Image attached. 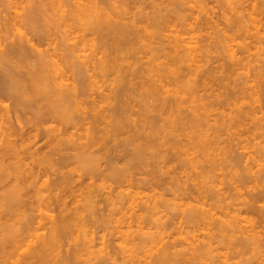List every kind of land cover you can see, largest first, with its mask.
Segmentation results:
<instances>
[{
    "label": "rangeland",
    "instance_id": "obj_1",
    "mask_svg": "<svg viewBox=\"0 0 264 264\" xmlns=\"http://www.w3.org/2000/svg\"><path fill=\"white\" fill-rule=\"evenodd\" d=\"M34 1L33 0H28V1L27 0H9V1L8 0L7 1L6 0H0V38H1L0 39V47H1L0 50H2V49L6 50L5 48H7L9 46L10 42L12 44L14 43L16 45H17V43H21V44L23 43L22 44V47H23L22 53H24V54L30 53V54H32L31 56H33V54H35V53L34 52L31 53L32 52L31 51L32 47L30 45L31 42L29 43L26 40V38H29V39L32 38L31 39L32 43L34 42L35 45H37V47L39 49L44 50V51L50 50V52L54 53L53 52L54 49L57 48L56 46L53 47V45H57L54 43L59 44V42H60V45H61V41L58 40V39H60L59 38L60 35H62V37H64L66 40L71 39V41L65 42L62 38V47L57 45L60 47L59 51H61V52L58 51L59 54L62 53V59H61L62 62H61V60H59L60 56L57 53H56V55H54V56H57V59L59 62L58 65L60 64L59 67L61 66V68H62V69L59 68L60 69L59 73H61V71H62L60 77L63 76L62 80H64L66 83L68 82V84H69L70 81H71V83H73L74 77L76 78L78 75L76 76L77 73L74 74L75 72L73 73L70 70L71 66H72V64H71L72 62L67 63V61H66L68 59V57H66L67 53L69 55V52L66 49V47H68L69 45L70 46L72 45L71 43L69 44L67 42H73V40H75V42H73L75 44L79 41L76 38L81 39L84 37V40L81 39L84 42L81 41L82 43L81 42L77 43V44H79V43L81 44V45L79 44L80 48H78V50H79V55H81L83 59L90 57L89 59H92L93 61L102 62V61H100V58L102 59L103 57H105V55H107L106 58L108 56L110 57V54H111V56L113 58L115 57V59L117 60V63L119 64L121 70L123 68L126 71V73L124 75V78H121V80H120L117 72H109V73L103 74V72L100 71L101 69L97 68V69H99L98 70L99 72H97V71H95L96 68L93 69V66H92V68L90 67L91 70L88 71L89 74L88 73L87 74L89 76H90V74L93 75L94 77L91 79H94L95 82L90 80L89 77H88L89 80L87 78V82L89 81V84H92V83L94 85L96 84L95 86L91 85L90 86L91 88L87 89V91L90 93L88 94V92H86L87 95H84L82 93L84 96L82 94H80L81 95L80 97L82 99L77 101L79 105L76 103V100L74 101L78 107L76 105H73L72 101H70L69 103H68V101H65L66 103L72 104V105L65 104L66 106L64 107V104L62 102V112H63L62 113V123L61 122L59 123L60 120H58V119L54 120V122L49 121V119H48V122L47 123L45 122L44 125H43V123H42V125H38L39 128L37 127V125L35 126V124H37V123L41 124V123L37 122L39 120H35V118H33V115L35 116V112L37 111V107H36V104L34 103V101H31L32 103L25 101L26 104H31V105H29L31 108L30 107L27 108L31 111H28L25 107H22L24 104H22L21 107L20 106H18V108L15 107L14 106L15 105L14 100L10 99L11 97L9 95L7 96V94L0 92V96H1L0 97V103H1L0 104V111H1V113L6 112L5 114H8L6 116V120H7V117L9 116L8 117L9 118L8 124L10 121V123H11V124H9L10 126L15 125L16 126V127L14 126L15 128L22 126L23 133L24 132L27 133V132H29V130L33 131L32 129H30L32 127V125L35 126V128H38L41 130L43 129L44 126H46L48 128H50V127L54 128V126H55V127H57L55 129H58V128L61 129V127H62V140L64 139V136H66V134H67V136H66L67 138L72 133L73 134L76 133V134H78L77 136L80 137L79 134L84 136V134L90 132L91 129H94V128H92L94 125H92V123L90 124V120H91V122H95L96 125L97 124L101 125V126L95 125L97 127V128H95V131L96 132L98 131V136L100 134V131L104 129L103 132L101 131V134H102V135L100 134L101 137L99 136L101 142L99 139L97 140L98 136L96 133V135H95L96 138L93 139L91 141V143L86 146L87 149H85L86 148L85 147V148H80V150H79V148L71 147L70 145L67 144L69 147H66L67 148V150H66V148H64V146H67L65 143V145L62 144V147L64 150L62 149L59 151L57 149L55 150V148H54L55 142H56L55 140H53L54 142L51 140L52 143H46V142H51V141L48 140L43 135L39 134V133H41L40 131H39V133H37L38 132L37 130H36V132L33 131L34 135H32L33 137L31 136L33 138V139L32 138L31 139L34 141L33 143H35V141L37 139L36 144L41 146V148H42V149L39 147L37 148V146L35 144L36 148L39 149V151H41L36 156L38 158H40V157L41 158H44V157L49 158L50 157V158H49V160L47 158L46 159L44 158L43 159L44 163L42 162L43 164L40 163L41 165L39 164L38 166L35 165V164H38L37 162H33L34 161L33 157L28 158L26 160V161H29V159H30V161L28 163L26 161L24 163H27L26 164L27 166H25L26 169H27V167H28V169L30 168L29 165L31 163V167L32 166L37 167V169L40 171L39 173H41V176H38V177H40L38 185L39 186L41 185V187H42L43 182L45 184L44 187H42L41 194H44L43 196H45L47 193V195L43 199H41V201L43 200L42 201V202H44L43 204L48 203V205L45 204V205H47L46 206L47 209H46L45 205L42 206L41 201H40L41 203H39V201H38L39 204L36 203V201L38 199H37V197H34L37 195V193L35 192L36 189H34V188L39 187L38 185L36 187L33 185V188L31 186L30 190L28 187L27 190L29 192L28 191L26 192V190L24 189L25 191H23V193L21 194L22 197L18 201L13 202V204H14L13 206H10L12 204L6 202L5 199H3L2 195H4L7 191H9V186H10V185L8 186L9 183L14 185L13 181H14L15 175H14V173H12L13 168H10L12 170V171L10 170L11 173L9 171V173L3 172L4 173L3 174L2 171L0 170L1 171L0 172V176H1L0 177V187H2V189L5 190V188L7 189V187H5V186L6 185L8 186L7 191L6 190L2 191V189H0L1 190L0 191V200H1L0 201V213L2 214L4 211V213L2 214L3 218L0 217V232L2 233V235H3V229L6 228L7 224L11 225L13 223V225H14V222H16L15 225L20 224L21 228L22 227L25 228V229L22 228L23 232L21 235H20V233L18 234L22 237L21 238L19 236L20 241L23 239V236H25V235L27 237H24V239L25 238L26 239L31 238V240H32V238H34L36 236L34 234L35 233L34 231L38 232L39 236L44 235L43 233H45L48 236V234H49L48 232H50L49 231L50 226L54 222L53 220H56V219L58 220L60 217V219H62V218L64 220L67 219L68 224L71 223V225H70V228H68L69 232L68 233L65 232L64 235L62 234L60 236L61 240L60 239L59 240H60V243H62V244H60L59 247L61 245L63 247H61L59 250L55 249L54 253L52 252V254L50 256L51 260L47 264H55V262H62V260L63 261L64 260L70 261V264H121V263L123 264V262H121L122 256L124 254L131 253L132 252L131 249L136 248L137 245H138V250L140 251L141 256H142L141 262L137 263L135 261H131V262H127V263L125 262V264H209V262L211 261L212 258L217 262V264H226L225 262H227V264H264V199H263L264 198L263 197L264 196V186H263L264 185V176H263L264 175V169H263L264 167L261 168L263 171L261 169L259 170V168L261 167V164H263V161H264V97H263L264 95H262V94H264V89H263L264 88L263 87L264 86V83H263L264 82V41H263V39H264V33H263L264 32V24H263L264 23V11H262L264 6L261 8V6L264 5V3L260 6V4H261V2H263V0H190V1L188 0L189 2L187 0H185L187 2L183 1V3H185V4L182 3L183 5L180 3V2H182V0L180 2H179V0H174V1L173 0H109L110 1V2L108 1L109 3H111V1H112L111 4H109L108 2H105L104 4H108L109 6L112 5L111 6L112 10H110L108 5H105V8H107V9L109 8L108 10H110V12L111 11L114 12V10H116V9L118 10V8H120V7H122V9H123V7H125L123 12H126V11L127 12L123 13L125 16L123 15L122 17H124V18L122 19V21L121 20H119V21L121 23L124 22V24L126 23L127 26L130 25L132 28H130V26H129V30L135 29V30H131L133 32L135 31V33H136V36L133 38L134 40H132V42H131L132 45L130 44V46H128V44H123L124 47H125V45H127L125 48H122V47L119 48L122 44V41L118 47L117 43H119V42L118 41H116L117 43L114 42V39L110 36L113 39L114 45H117V46H113V48H112L111 41L110 40H109V42L107 41L108 38H106L102 34L103 32L101 33V31H99L97 29L98 32L96 33V32H94V31H96V29H94V28L91 29V27L88 29L86 27L87 25L86 26L84 24H83L84 26L80 25L81 23L79 24V18L76 19L75 17H72L71 14L68 13V12H70L69 10L71 7L72 8L78 7L81 4V2H83L84 4L86 3V5H88V3L90 4L92 1L89 2L88 0H79V1L77 0L80 3L79 4L75 0H71V1L70 0H63V3L65 5L64 7L67 10V12L65 11L66 12L65 14L70 15V16L67 15V16H69V19L67 18L66 15H65L66 17L65 16L64 17H65V19L70 20V18H71V20H72V21L70 20L68 22L69 25H67V26L63 25L64 22H63V20H61L62 17L61 18L59 17L60 19L58 20L59 15L55 16V14H54V16H53L54 18H52V16L48 18L47 14L49 16L48 12H50V14H51V11L44 13V11L42 9L41 11L39 10V12L37 13V11L34 9H35L38 1L37 0H34ZM12 3H14L15 5ZM76 3H77V5L78 4L79 5L78 6L75 5ZM99 3H101L100 6L101 5L104 6V4L102 2H99ZM113 3H115L116 5ZM167 3H169L170 6ZM171 3H172V7H171ZM179 3H180V6H182V7H180V6L177 7L179 12H177V14H176L175 9H176V6L179 5ZM255 4H258L259 8H261V10H254V9H256V7L258 9V5L256 6ZM22 5H23V7H22ZM125 5H127V7ZM24 6H26V8ZM73 6H76V7H73ZM116 6H118V8L114 9V7H116ZM173 6L175 8H173ZM183 6H184V9H181V8H183ZM254 6H256V7L254 8ZM64 7L62 8L63 10H64ZM79 7H82V5H80ZM30 8H33V9H30ZM126 8L128 10H126ZM179 8L182 11H180ZM31 10H34L33 15H32V16H34L33 17L34 19H30L31 21H29L27 16H29L28 14L30 13L29 11H31ZM63 10H62V12H64ZM42 11H43V13H40ZM169 11H170V15L174 12L172 14L173 16L171 15V17L175 18V19L171 18L170 19L171 21L168 20V18L170 17ZM254 12H256V13H254ZM165 13L167 16H169L168 18L166 17L167 20L165 18H163L165 16L164 15ZM43 14H44L45 18L43 17ZM161 14L164 16L161 17L160 16ZM237 14H239L238 16H240L241 18L240 17L238 18ZM37 15H38V17L40 16L39 19H38ZM114 15H118L117 11H116V14L114 12ZM183 15L188 17V18L186 17L188 21H186V19L184 18ZM182 16L184 19L182 18ZM251 16H253L254 19L257 20L259 27L261 26L263 28L261 30L259 28V30L261 31L260 34H263L262 35L263 37L259 36L260 34L258 35V37L256 34L255 35L256 38L253 37V39L255 38L256 40L255 39L254 40L249 39V37H248V39H249L248 42L252 41V40L254 41V42L252 41L253 43H251V45H249V46H251L250 51L245 50V48L243 49V47H241L242 48L241 51L245 50V51H243L244 54H242V52L240 51L241 48L238 47L239 45L236 46V48H235L236 44L235 45L232 44L233 42L236 43L237 41L235 42V40L234 41L232 40L233 42L231 43L230 39L228 40V38H226V37L224 38V41L227 40V42L229 41L228 43L231 46H234V48L233 47L232 48L236 50V52L235 51L234 52L239 54L238 56H240V55H242L243 57L247 56L245 59L243 58L244 60H242V64L239 63L240 65H238V62H240V61H236L235 58L230 57V58H232V61L229 60V57L227 55L229 54V56H230V51H229L230 45L228 47H226L227 43L226 44L222 43V45H221L220 38L222 36L224 37V34L226 35L225 30H226V28H228V25H230L229 26L230 29L233 27L236 28L238 26V24L235 23V22H237V21H235V19H237L238 22H240V20H243L241 22H247L248 23L249 21H251V22L257 23L253 19H252L253 21L249 19V18H251ZM116 17L117 16H114V18H116ZM5 18H6V20H5ZM41 18H42V20H41ZM65 19H64V21L66 22ZM118 19H119V17H118ZM180 19L185 20L186 23L191 22L193 24V26L191 24L189 26H192L195 28V29L191 28V30L193 29L194 32L187 30L188 32L190 31L189 32L190 36L192 35L195 37V35H197V37L199 36L201 38V40H200V38L198 37V39H199L198 40L196 37L195 42L199 41V43L201 44V45L197 44V46H200V47L202 46V47L200 49L197 48V50H195V51H197V52L199 51L198 53H200L199 55H201L200 56L201 58L198 57L199 61L203 59L204 62H203V64L201 63L202 66L199 68V71H197L198 74H195L192 76L190 74H187V70L185 68V65L183 62H181V63H183L184 67L183 66L181 67L180 65H182V64H179V66L181 67L179 69V71L174 70L176 73H172L171 75L168 74L169 77H168V75H166L167 76L166 81L168 80L167 81L168 82L167 88L168 89L172 88V90L168 91V89H167L166 91H163V94H165L164 96H166L169 101H171V100L174 101V98H173L174 95L172 97V95L168 92H173L175 87L177 90L178 84L180 86V89L182 88L181 90L179 89L180 91H178V92H181L179 96L181 97L182 94H183L182 97L186 96L183 98L186 100H184L185 102L183 101V105L181 106L182 108L181 107L179 108V106L175 105L174 103L173 104L175 106L172 105V108L170 107L171 109H173V111H174V109H177L178 113H180L179 111H181L180 109H182L181 114L182 113L183 114L181 115V117L183 116L184 121L179 119L182 121V123L180 121H178V124L181 123L180 127L183 126L182 127L183 129L182 128L180 129L182 131L181 132V131L177 130L179 128H176V131L174 130L175 131L174 133L178 134V135L166 136L167 135L166 134L164 136L166 139L164 137H160V135H157V139L155 140L154 138L151 137L153 135L152 134V135H150V138L154 139L155 142L152 140L151 143L152 142L153 143L152 144L149 143L150 145H147L148 143H146V140H148V138H146V137H148L149 134L153 133L152 130H155V129L157 130L158 129L157 127H159L158 125H160V123H162V125L164 123H166V128L168 130L167 124L170 122L167 123V121H170V120H166V117H163V116H161L162 117L161 118L160 113L162 115L163 113L161 111H163L165 108L167 109V106L165 104H167V102H169V101L163 102V101L159 100L160 101L159 102L160 104H159L158 100H155L156 97L152 93L150 94V92L147 91V89L145 87L144 88L147 92L146 91H145L146 93L142 92V91H144L143 88H141L142 83L138 82L139 80L141 81L140 78H141V76L144 75V74L143 75L141 74L142 73L141 69L144 71L145 68H143V67H145L152 58L151 48L163 47L164 50L161 51V55L159 56L160 57L159 61H163V62L164 61L165 62L166 61H170V62L172 61V59H171L172 57L170 58V56L172 54V50H170V49H172L171 48L172 44H170V42L168 41V38H169L168 36L173 34L171 31H175V33H174L175 35H176V32L177 33L181 32V34H183L186 32V28L188 27L187 26L188 24L181 22ZM228 19H229V21H228ZM43 20H44V22H43ZM17 21H19V22H17ZM34 21H35L34 24L38 26L36 29L38 31L35 30V27L33 26L34 24L30 25V23H27V22H34ZM50 21L52 22V24ZM56 21L63 22L62 26H61L62 29L57 27V25L55 24ZM227 21L229 22V24H227L228 23ZM261 21L263 22L262 24L259 23ZM36 22H37V24H36ZM47 22H49V23H47ZM158 22H166V24L168 22H171L172 23L170 25L171 28L169 27V29H168L169 24L167 26H166V24L162 26L161 24H158ZM174 22H175V24H177V26L182 31L180 29H179V31L175 30L176 28L173 27ZM177 22H179L180 26L182 24L183 25L185 24V26H186V27H184L185 29L182 28L183 25L180 27ZM14 23H16V24H14ZM19 23H21V25ZM156 23L158 26L156 25ZM232 23L236 26H232L233 25ZM160 25H161V28H164V30H160V31H163V33H165L164 35H162L163 33H161L160 31H158L159 30L158 27ZM254 25H251V26L253 27ZM174 26H176V25H174ZM178 27H177V29H178ZM38 28L39 29L41 28L40 29L41 31ZM57 28L60 29V31ZM172 28H175V29H172ZM235 28L232 30L227 29L228 33L230 32V33H232V35L233 34L235 35L236 32H238V29L235 30ZM18 29L21 30V32L24 34L23 37H21L20 34L18 33ZM90 29L91 30L94 29V31H91ZM187 29H190V27ZM65 30L68 33L65 32ZM262 30H263V32H262ZM69 31H72L73 33L69 32ZM223 31H224V34H222ZM50 32H52V33H50ZM158 32H160V33H158ZM188 32H186V34ZM240 32L241 31H239L238 33H240ZM32 33L35 34V36ZM60 33H62V34H60ZM66 33L68 35H66ZM70 33H72L74 35L73 39H72L73 36L69 35ZM158 34H161V35H158ZM189 34L187 35L188 37H189ZM32 35H33V37H32ZM228 35H231V34H228ZM69 36H71V38L67 39V37H69ZM77 36H79V37H77ZM102 36L104 37V39L102 38ZM149 36H151V37H149ZM164 36H167L166 37L167 39H165ZM184 36H185V34H184ZM52 37H54V38H52ZM233 37H235V36H233ZM24 38H25V40H24ZM51 38L53 40L52 42L50 40ZM250 38H252V37H250ZM257 38L258 39L263 38L262 42H261V39L259 42V40H257ZM21 39H23V40H21ZM236 39H238V42H242V40L239 37ZM76 40H77V42H76ZM224 41H222V42H224ZM11 43H10V45H11ZM64 43H66V44H64ZM123 43H124V41H123ZM194 44H196V43H194ZM104 45H105V47H104ZM223 45L225 47H223ZM46 47H47V49H46ZM50 47L52 49L54 48L53 51ZM114 47H118V48L114 49ZM61 48H62V50H61ZM106 48H108V49H106ZM134 48H136V50ZM227 48L229 50H227ZM237 48H238L239 52H238ZM68 49H70V48L68 47ZM225 49L228 52H225ZM64 50H67V53ZM26 52H28V53H26ZM77 53H78V51H77ZM199 55H197V56H199ZM84 56H86V57H84ZM33 58H35V57H33ZM33 58L30 59V61L32 60L31 63L34 60ZM106 58H104V60H106ZM14 61H17V59L15 60V58H14ZM93 61H91V62H93ZM233 61H235V63H237L236 66H235ZM248 61H251L250 64H248L249 63ZM22 63L23 62H21V64ZM243 63H246L245 65H247V64L250 65L251 69L250 68H249L250 70L248 69L249 66H246L244 68L245 65H243ZM26 64H27V62H26ZM1 65H2V67H0V69H1L0 75H2L3 72H6L9 70V68L7 67V65H8L7 63L4 64V62H0V66ZM22 65H24V64H22ZM123 65H125V67H123ZM175 65H176V68L179 67L178 64H175ZM228 65H230V66H228ZM251 65H253V67H251ZM258 65L260 66L261 71L257 67ZM52 66H55V65H52ZM55 67L58 70L57 66H55ZM21 68H22V66H21ZM132 68H134V69L138 68L137 69L138 71L135 72L136 69L135 70L133 69V71L135 72V73H133V71H131ZM230 68H233V69H230ZM6 69H8V70H6ZM254 69H257L258 71H260L262 73L257 74L255 72L257 70L254 71ZM22 70H23V68H22ZM167 70H169V68ZM171 71H173V70H171ZM209 71L210 72L213 71L214 73H210ZM221 71H223L222 74H221ZM254 72L257 75L254 74ZM54 73H57V72H54ZM63 73H64V75H63ZM144 73H145V71H144ZM248 73H249V75H248L249 78L247 77V79H246L244 76H247ZM137 74H139V75H137ZM212 74H213L214 78H211ZM260 75L261 76L263 75V79H261ZM144 76H146V75H144ZM135 77H137V78H135ZM242 77H244V78H242ZM253 77L254 78L256 77L257 81H255V79ZM118 79L120 81H118ZM242 79L245 80V81H243L244 85H241L243 83V82L241 83ZM76 80H78V78L75 79V81ZM90 81H92V82H90ZM134 81H136V82L134 83ZM169 83H170V85H169ZM89 84L86 83V85H89ZM126 84H127V86H126ZM128 84H129V87H128ZM180 84H184L186 86L180 85ZM237 84H238V86H237ZM99 85H100V87H99ZM135 85L139 89L134 87ZM190 85L192 86L191 87L192 90L188 89V87H190ZM257 85H258V87H257ZM105 86H107V87L105 88ZM130 86H132L133 88ZM234 86H237V87H234ZM93 87H95L96 89ZM112 87L114 89H111ZM115 87L117 88V92H116ZM238 87H240V89H242V90H243V88L244 89L248 88L244 91H247L248 92L247 94L249 96H250V94L252 96L255 94L254 95L255 97H258V96L259 97L258 98H254V97L250 98L252 96L249 97L248 95H246V92L243 94V92ZM128 88H129V90H128ZM93 89H95V90H93ZM131 89H133L134 92ZM140 89H142V90H140ZM183 89H186V91ZM250 89H252V90H250ZM89 90H91V91H89ZM176 90H174V92ZM249 90L251 92H249ZM187 91L189 93H187ZM91 92H93V93L95 92L94 93L95 95ZM165 92H167V93H165ZM112 93H114V94H112ZM147 93H148V95H147ZM190 93H192V94H190ZM241 93L243 94V96ZM91 94H92V96L94 95L95 98L97 99L96 103H95L96 105L94 104L93 106H95V110H96L94 112L96 113L98 111L97 113L100 117L97 115L98 117L94 118L95 113L91 112L94 116L92 115V116H90L91 118L89 117V119L86 118V120H84V118H81V116L79 117L78 112L80 111L79 109L81 108L79 106H82L83 109L86 106L85 108L88 107V109H89L92 105L87 106L86 101H88L90 103V101L93 99L92 96H88ZM99 94H101V95H99ZM189 94L191 97L189 96ZM256 94H257V96H256ZM127 95H128V97H127ZM194 95H195V97H194ZM200 95H201V97H200ZM111 96H113L114 99L111 98ZM150 96H152V97L150 98ZM168 96L171 97L172 99L169 98ZM187 96L189 97L190 100L192 99V101L187 99L188 98ZM192 96H193V98H192ZM241 96H242L243 102L245 101V99H247L248 97L249 98L247 101H245L243 103L241 100ZM245 96L247 98H245ZM86 97L87 98L91 97L92 99L87 100ZM177 97H178V95H177ZM203 97L207 98L209 100V102L210 101L211 102L209 103L208 101H206L207 99L205 100ZM227 97L229 100L227 99ZM175 98H176V96H175ZM197 98L198 99L202 98L203 100L201 99V101H199L200 99L198 100ZM218 98H220L219 99L220 102H218L219 101ZM259 98H260V101H256V99L259 100ZM178 99H180V98H178ZM237 99H239L242 102V105H241V102H239V100H237ZM252 99H254V100H252ZM111 100H113L114 102ZM195 100H197V102ZM215 100L217 101L218 105H215L216 104ZM79 101H80L81 105H80ZM84 101H85V105L82 104ZM198 101L202 104H204V101L208 102L209 104L212 103L214 105V106L212 105V108H215V106H216V108L214 110L212 109L213 112L212 111L210 112L209 111L210 109L208 108L206 110V113L209 112L210 114L209 113H208V115L206 114L204 116V119L202 118L203 120L201 119V121L195 122V119L192 120V117L193 118L195 117V116H193L195 114H193L192 112H194L195 110L200 108L199 110L202 113L203 110L205 111V109H206V107H205V109H201V108H204V105H206V104L202 105ZM221 101L224 103H222ZM156 102H157V104H156ZM195 102H196V104H195ZM237 102L240 104H238ZM126 103L129 105L127 106ZM186 103H189L190 106L191 105L193 106V104L195 106L190 107ZM90 104H92V103H90ZM169 104H170V102H169ZM209 104H207V105H209ZM245 104L247 106H245V108H244ZM99 105H100V107H99ZM122 105L124 108L122 107ZM156 105H157V107H156ZM198 105H199V107H197ZM221 105L222 106L224 105V106L222 107ZM71 106H73V107H71ZM118 106H119V108H118ZM141 106L142 107L144 106V108H141ZM66 107L70 108V110H68V108H66ZM75 107H77V111L79 110L78 112L76 111ZM145 107L147 108V111H146ZM152 107L156 108V111L159 115L156 113V111L154 113V109ZM194 107H195V110L193 111L192 109ZM105 108H106V110H104ZM122 108H123V110H122ZM126 108H128V110ZM247 108L248 109L253 108L252 109L253 111H251L250 109L248 110ZM25 109H26V112H25ZM91 109H92V107H91ZM107 109H109V111ZM99 110L102 111V113ZM150 110L151 111L153 110V111L151 112ZM104 111L107 112V114ZM145 111H146L145 115L147 116L146 118H145V116H143ZM173 111L171 110L170 112H173ZM110 112L112 115L109 114ZM126 112L130 113V117L128 116L129 114ZM140 112H141L140 115L143 116L144 119L141 116H140V118L138 117L139 115H137V114H139ZM165 112H167V111H165ZM168 112L164 113V116L168 115L167 117L169 118ZM244 112L245 113L249 112V114L256 112L255 115H253V114L252 115H253V117L255 116L257 118V120H255L256 119L255 117L252 118L251 116L250 117L255 121L250 120V117L249 118L243 117L242 118L243 120H242L240 118V116L242 114H244ZM250 112H252V113H250ZM11 113L14 116V118L11 115ZM25 113L28 115H26ZM80 113H81V111H80ZM104 113H105V115H104ZM201 113H200V115H201ZM147 114L149 116L151 115L152 117L151 116L148 117ZM174 114L176 115V113H174ZM197 114H199V113H197ZM204 114H205V112H204ZM118 115L121 117H119ZM184 115H185V117H184ZM191 115H192V117H191ZM203 115H201V116H203ZM116 116L119 118H123V119L118 120V121H120L118 123V122H116L117 120L115 121V118H114ZM17 117L20 119H18ZM112 117L114 120L112 119ZM156 117L158 118L157 123H159V124L155 123L156 119H157ZM159 117H160V120H162L163 122L159 121ZM110 118H111V120H110ZM128 118H130V120ZM137 118H138V120H137ZM149 118L152 120H149ZM163 118H165V120ZM244 118H245V120H244ZM82 119H83V121H82ZM92 119H94V121ZM95 119L97 121H99V123ZM141 119H143L144 121H142ZM145 119H147V121ZM153 120H155L154 121L155 129L153 127L152 128L150 127L153 125L152 123H150V122H153ZM239 120L240 121L242 120V122H244V123H242L243 125L240 126L241 123H239ZM86 121H88V123H86ZM134 121L136 122V124H134ZM256 121L258 124H256ZM32 122H34L35 124L34 123L32 124ZM122 122L124 125L121 124ZM141 123H144V126ZM147 123L148 124L150 123L151 125L150 124L148 125ZM236 123H238V125ZM8 124L6 125V123H5L6 126H4V128L9 126ZM137 124H139V127L137 126ZM145 124H147L148 127ZM178 124H177V126H178ZM133 125H136V127ZM173 125H171V126H173ZM199 125H201V126H199ZM231 125H233V126H231ZM122 126H124V127L122 128ZM131 126H132V129H131ZM46 127H45V129H46ZM164 127H165V125H164ZM164 127H162V128L164 129ZM202 127H203V130H202ZM257 127H258V129L260 128L259 132H258V129H256ZM100 128H101V130H100ZM204 128L206 130H204ZM20 129H21V127H20ZM74 129H76V130H74ZM117 129H119V130H117ZM132 130H134V132L136 133V136H133L134 133L132 132ZM137 130H138V132H137ZM144 130L147 131V134L149 133L148 135H146V131L144 132V134L146 135L145 139H143L145 135H143V138H142V134H141V132L143 133ZM158 130H159L158 131L159 133L162 132V131H160V129H158ZM0 131H2V130L0 129ZM139 131H141V132H139ZM178 131L180 132V134ZM64 132H66V133H64ZM94 132L91 131V134H95ZM35 133H37L39 136H37V135L35 136ZM132 133H133V135H132ZM165 133L163 132V135ZM76 134H75V137H76ZM196 134L201 135L202 138H207V141L210 144V146H209V144L207 143L209 149L206 148L204 150L201 147L195 145V142H194L195 137L194 136ZM137 135H139L141 137L138 138L139 136H137ZM106 136H107V138H106ZM161 136H162V134H161ZM170 136L171 137L174 136V137L171 138ZM19 137L20 136H18L17 139ZM167 137L170 140H168ZM132 138H133V140H131ZM150 138H149V140H151ZM210 139L212 140V143H211ZM83 140L86 141V138H83L81 141H83ZM94 140H96V141H98V143L99 142L100 143L97 145V142ZM93 141H94L95 145H94ZM156 141H158V142H156ZM27 142H29L31 144L30 141L27 140ZM64 142L65 141H63V143ZM0 143H2V140L0 141ZM49 144H51V145H49ZM90 145H92L93 147ZM151 145H153V146H151ZM47 146H50V147H47ZM89 146H90V148H89ZM214 146L216 148L218 146L217 151L216 150L214 151V149H215ZM230 146H231V148H230ZM257 146H259V147L262 146V147H260V149H259V147H257ZM151 147H153V148H151ZM256 147L258 148V150ZM47 148L49 151L47 150ZM50 148H51V150H54L53 153L51 152ZM211 148H213V149H211ZM77 149H78V151H77ZM81 149L83 150V152ZM225 149H227V150H225ZM141 150H143V151H141ZM256 150L258 153L256 152ZM260 150H261V154L259 153ZM46 151L49 152L48 153L49 156H48ZM211 151H213V153H211ZM218 151H219V154H218ZM226 151L228 153H226ZM253 151H255L256 153ZM84 152H85V154H84ZM214 152H217V155L214 154ZM224 152H225V154H224ZM138 153H139V155H138ZM210 153L214 154L213 157L216 155L217 158H216V156L214 158L211 157ZM242 153L246 154V155H243ZM1 154L2 153L0 152V155ZM250 154L251 155L256 154V157L258 154H260V156H258V158H259L258 162H260V160H262V158H263L262 163L260 162L261 164L257 165V163H258L257 158L252 157ZM81 156H83V157H81ZM84 156L87 160L89 159L88 160L89 163L84 158ZM35 157H34V159H35ZM237 157H238V159H237ZM260 157H261V159H260ZM241 158L243 159V163H242V161L239 162ZM254 158L256 159V162L253 161V160H255ZM52 159H54V160H52ZM230 159L232 160V162ZM246 159H248V160L250 159L249 161H252L253 163L248 162V160H246ZM45 160H46V162H45ZM85 160H86L87 164L85 163ZM244 160L247 163H244ZM90 161L93 163H91ZM210 161H212V162H210ZM235 163H237V164L235 165ZM197 164H198V166L203 164V166L205 167L206 170L202 167V165L199 167L196 166ZM238 164H240L239 165L240 169H238L239 168ZM246 164L248 166H245ZM21 165H22L23 169H25V167L23 166L24 164H21ZM16 166H17V164H16ZM192 166H194V169L192 168ZM223 166L225 168H223ZM241 166L243 169H241ZM249 166H251V167L249 168ZM262 166H264V164ZM34 167H33V169H34ZM195 167H197V168L195 169ZM244 167L246 168V170H244ZM199 168H201L200 171H199ZM37 169H35V171ZM202 169H204V170H202ZM188 170H189V172H188ZM193 170H194V172L197 170L196 172H198V173L202 171V175H203L204 171H206L205 172V174H206L205 178H203V176L200 177V175H201L200 173L198 174L199 176H197V173H193ZM248 170H250V171L253 170V171H251L252 174L248 175V173H249ZM190 171H192V172H190ZM262 172H263V174H262ZM188 173H190V174H188ZM254 173H255V175L253 176ZM64 175H66V176L64 177ZM112 175H114V178L112 177ZM189 175H191V177ZM212 175H214L213 178H210V176H212ZM241 175L243 178L241 177ZM9 176H10V178H9ZM70 176L72 177L71 179L73 182L71 181ZM244 176H246V177H244ZM116 177H117V179H116ZM195 177H198L199 180H201V181H199L198 178H195ZM259 177H261V178H259ZM45 178L48 180V182L47 181L45 182V180H44ZM61 178H62V180L64 179L67 182L69 181L68 185L66 182V186H64L65 184L63 185V183H65L64 180L62 181V185H60V188H62V189H60V191H62V192L59 191V189H58L59 187L55 186L57 184L58 179H61ZM65 178L68 180H66ZM259 179H261V180H259ZM191 180L194 182H192ZM197 180L200 183H202L203 181L205 182L207 180H211L210 182H208V181L207 182L210 184L212 183L213 186L217 185L218 188H220V189L222 188V189L219 191V189L216 188V186H215L214 188H215L216 192H215V190L214 191L210 190V192H208V195L207 194H201V190H200V192L197 191L199 188H198V186L197 187L195 186V184L197 183ZM212 180H214V182H212ZM231 180L234 182H232ZM257 180H258V182H257ZM1 181H3V182L1 183ZM19 181L22 182V178H20ZM49 181L51 182V185H52V182H54L53 183L54 187L52 185L53 189L51 188L53 190L52 193H51V190L49 188L51 185L49 184L50 185L49 187L46 186V184L49 183ZM69 183H70V185H72L71 187H70ZM71 183H73V184H71ZM193 183H195V184H193ZM210 184H209V186H210ZM259 184L261 185V187ZM201 185L204 187L203 184H201ZM255 185H257V186L255 187ZM45 186L48 188L46 189ZM213 186H212V188H213ZM234 186H237L238 190L235 189ZM41 187H39V188H41ZM88 187H90V191H91V189H92V191L94 189L96 190V191L94 190L93 192L91 191V193H93L91 195L93 197L92 200H95V201H91L90 198H88V197H91L89 195L90 191H89ZM203 187H202V189H203ZM44 188L46 190H44ZM206 188L208 189L209 187H206ZM232 188H234V189H232ZM55 189H58V191L57 190L55 191ZM189 190H191V192ZM32 191H33V193H32ZM45 191H46V193H43ZM193 191L195 192V194H198V195L195 196ZM204 191H202V192H204ZM207 191H209V189ZM34 192L36 193V195ZM48 192H50V193H48ZM58 192H60V193H58ZM197 192H199V193H197ZM221 192H223V193H221ZM188 193L190 196H188ZM220 193L223 195V197L222 196L220 197V195H221ZM26 194H28V195H26ZM49 194H51V195H49ZM53 194L55 195V198H53ZM87 194H88V197H87ZM48 195L51 198L47 197ZM93 195H95V196H93ZM199 195L201 197L202 196L206 197L204 195H207V198H204V200H203L204 202H202V201L199 202V200H202L201 197H199ZM256 195H259V196L257 197ZM27 196H31V197H28L30 201L28 200ZM58 196H60L59 199H57ZM62 197H64V198H62ZM83 197L85 199H89V201L87 200V202H88L87 204L85 203L86 200L85 201L83 200L84 199ZM190 197H191V199H190ZM193 197H195L196 200ZM22 198L24 201L22 200ZM32 198H34L33 201H32ZM45 198L47 199V201ZM222 198H223V200H222ZM50 199H51V201H52V199H53V201L55 199V201L51 202ZM60 199H62V201ZM96 199H97V201H96ZM20 200H21V202L22 201L23 202L20 203ZM39 200H40V198H39ZM56 200L57 201L59 200L61 203L59 201L57 202ZM64 200H65V202H64ZM219 200H222L220 204H219V202H220ZM27 201H28V203H25ZM90 201L94 202L92 204L93 206H90L91 205L89 203ZM30 202H33V203H30ZM144 202H146V203H144ZM4 203H5V205H4ZM17 203H19V204H17ZM56 203H58V205ZM63 203H64V205H63ZM200 203L205 204V205L203 204L204 209H205V207H207V208L208 207H211V208L215 207V209L212 208L214 210L212 212H214L213 214H215V211L217 210L218 212L216 211L217 212L216 215L217 216L219 215V217L223 216V213H221L222 211H224V213L226 211L227 214L228 213L232 214L233 212L236 214L239 212L238 213V215L240 214L239 218L242 219V221H241V219L239 220V218H238L239 222L244 221L243 223L240 222L239 225L245 227V224H246V229L243 228L245 231H247L248 229L251 230L253 228L252 231H254L256 229L259 232L258 235H259L260 240H258V244L260 245V247H256L254 245L255 243H251V242L247 243L246 242V240L248 239V236H249V235L247 236V234H248V232H251V231L245 232V231H243L241 226H240V229L236 232L230 231L228 236H224L222 234H219L217 231H214V227L219 221H217V220L215 221V219H216V216H215V219H213V221L211 220L213 224L208 225L206 223V221L204 222V220H201L202 215H201V218L199 219L201 211H202V209H201L202 205L200 206ZM216 203H218V204H216ZM6 204H8V205H6ZM30 204H31V206H30ZM32 204H34L35 206ZM83 204L85 206H83ZM88 204H90V205H88ZM145 204H147L148 206H146ZM15 205H16V208H15ZM21 205H23V208H20L21 209V211H20L19 207H22ZM39 205L42 206L40 211H39V209H40ZM197 205L200 206L201 208L199 207V209H198ZM2 206H4V207H2ZM26 206H27V208H26ZM78 206H79V208H78ZM37 207H39V209H37ZM74 208H76V209H74ZM222 208H223V210H222ZM11 209H13V211L16 213L14 214V212ZM24 209H26V210H24ZM192 209H193V211H195V213H193V211H191ZM219 209H221V212ZM75 210H77V211H75ZM197 210H199V211H197ZM5 211L8 212L9 214L11 213L9 215L11 219L8 217V213H6ZM24 211H26V212H24ZM41 211L42 212L45 211V212L49 213V214H47L49 217L45 216L46 214H44V213H43V215H41V213H42ZM61 211H63V213H64L63 215H61L62 214ZM12 212H13V215L20 214V216L19 215L13 216ZM74 212L76 214H73ZM191 213H193V214L199 213L198 214L199 217H197L195 215L192 216ZM1 214H0V216H2ZM11 215H12V217H11ZM52 215H54V216H52ZM65 215L67 218L64 217ZM61 216H62V218H61ZM69 216H70V218H69ZM225 216H228V215H225ZM17 217H19V220ZM51 217H52L53 222H51V220H50ZM53 217H54V219H53ZM219 217H217V218H219ZM15 218H17V219H15ZM32 218H33V220H32ZM243 219H245L246 221ZM8 220L10 221L9 223H8ZM29 221H31L32 223ZM33 221H34V223H33ZM23 224L24 225L26 224V225L24 226ZM57 224H58V222H57ZM242 224H244V225H242ZM29 225H31V226L33 225V227H31V226L28 227ZM212 225H214V226H212ZM27 228H29V229H27ZM26 229H27V231H31V232L28 233L27 231H25ZM32 230H34V231H32ZM70 231H71V233H70ZM139 231H142V233L140 234ZM85 232L88 233V236L93 238V244L95 245L93 247V249L96 250V252L94 253L95 256L92 255L93 253L90 254L84 248V246L81 244V242L79 241L82 239V235ZM132 232L135 235L134 236L135 240H133L134 237H132V235H131ZM1 233H0V236H2ZM66 233L68 235L65 237ZM72 233L73 234L76 233L77 235L72 236L73 235ZM32 234L35 236L32 237L31 236ZM124 234H127V235H124ZM128 234H129V236H128ZM17 236H15V237H17ZM62 236L67 241L66 240L64 241V239L61 238ZM36 240L38 241V239L34 238V241H36ZM20 241H19V239H17V241H16L18 248L16 246H14V245H16L15 243L12 245V243L15 241L11 240L12 243L9 241L11 243L12 247H11V245H9L10 243H8L6 250H8V247H11V248H13V251L11 250V248H9L10 249L9 251L3 250V251H5V253H3V252L0 253V264H37L38 263L34 258H29L27 256V254H28V252H27L28 251V247H27L28 243L25 242L27 240H25V241L22 240L23 244H21L22 241L21 242ZM34 241H33V244H34ZM207 241L212 242L213 249L210 253V256H208L209 254L206 253L207 250L199 249L200 246ZM57 243H58V241H57ZM18 244H20V245H18ZM37 245H38V243H37ZM122 246H125V247L123 248ZM14 247H16L15 252H14ZM101 248H104L103 252L99 251ZM25 249H26V251H25ZM77 249H78L77 258L74 259V255L77 252ZM10 251H12V253H10ZM125 251H126V253H125ZM13 252H14V254H13ZM22 252H24V254ZM25 252H27V253L25 254ZM58 253H61V255H59ZM19 255L23 256V258H21ZM89 256H91V259H89L90 258ZM89 260L91 262H89Z\"/></svg>",
    "mask_w": 264,
    "mask_h": 264
},
{
    "label": "bare ground",
    "instance_id": "obj_2",
    "mask_svg": "<svg viewBox=\"0 0 264 264\" xmlns=\"http://www.w3.org/2000/svg\"><path fill=\"white\" fill-rule=\"evenodd\" d=\"M7 1V0H6ZM9 1V0H8ZM28 1V0H27ZM34 1V0H33ZM38 2H37V5H36V7H35V9L34 10H36L37 11V13L39 12V10L41 11L42 9H43V11H44V13H46V12H48V11H51V14H50V12H48L49 13V16H48V14H47V17L49 18V17H51L52 16V18H54L53 16H54V14H55V16L57 15H59L58 16V20L61 18V20H63V22L65 23H63V22H59V21H56L55 22V24L57 25V27H59V28H61V26H62V23H63V25L64 26H67V25H69L68 24V22L71 20V18H70V20H68L69 19V14H71V16L72 17H75L76 19L77 18H79V24L80 25H87L86 27L89 29L90 27H91V29L92 28H94V29H96V31H94V29L93 30H91V31H94V32H98L97 31V29L99 30V31H101V33L106 37V38H108V42H109V40L111 41V46H112V48H113V46H117V45H114V42H116V41H118L119 43H117L118 44V47H119V45L121 44V41H122V44H121V46L119 47V48H125L127 45H125V47H124V45L123 44H128V46H130V44L132 45V40H134L133 38L136 36V33H135V31L133 32V31H131V30H135V29H131V30H129V26L130 25H126V23L124 24V22L123 23H121L119 20H121L122 21V19L124 18V17H122L124 14L123 13H126L127 11L126 10H128L127 8H126V12H123V10H124V8L125 7H123V9H122V7H120V8H118V6H116V7H114V9L115 8H118V10L116 9V10H114V12H115V14H116V11H117V14L119 15H114V12L113 11H111L110 12V10H112L111 9V6L112 5H108V4H104L105 2H108L109 0H98L99 2H102L103 4H104V6L103 5H101L100 6V4L101 3H99L97 0H88L89 2H91L90 4L88 3V5H86V3L84 4L83 2H81V4L77 1V0H75V1H77V3H79L80 5H82V7H79L78 5H77V3L75 4V5H77L78 7H76V6H73V7H76V8H70V12H68L69 14H67V15H69V16H67L65 13L67 12V10L65 9V5H64V3H63V0H37ZM71 1V0H70ZM74 1V2H75ZM174 1V0H173ZM181 0H179V2H180ZM183 1H185V0H182V2H180L181 4L183 3ZM188 1V0H187ZM187 1H185V2H187ZM190 1V0H189ZM188 1V2H189ZM4 2V1H3ZM35 2V1H34ZM86 2V1H85ZM110 2V1H109ZM108 2V3H109ZM169 2V1H168ZM6 3V2H5ZM10 3V2H9ZM84 5H83V4ZM111 3H112V1H111ZM111 3H109V4H111ZM180 3H179V5H177L176 6V14H177V12H179L178 11V6H180ZM264 3V0H263V2H261V4H260V6L262 5ZM12 4H14V3H12ZM27 4V3H26ZM32 4V3H31ZM113 4H115V3H113ZM167 4H169V3H167ZM177 4V3H176ZM183 4H185V3H183ZM182 4V5H183ZM187 4V3H186ZM6 5V4H5ZM8 5V4H7ZM15 5V4H14ZM63 5V6H62ZM105 5H108L109 6V8H110V10H108L107 8H105ZM116 5V4H115ZM188 5V4H187ZM256 6L258 5V4H255ZM35 6V5H34ZM48 6V7H47ZM85 6V7H84ZM126 7H127V5H125ZM169 6H170V4H169ZM175 6V5H174ZM173 6V8H175ZM186 6V5H185ZM256 6H254V8L256 7ZM264 5H262L261 6V8L263 7ZM22 7H23V5H22ZM25 8H26V6H24ZM32 7V6H31ZM45 7V8H44ZM64 7V10L62 9ZM107 7V6H106ZM171 7H172V3H171ZM180 7H182V6H180ZM104 8V9H103ZM261 8H259V5H258V9H257V7H256V9H254V10H261ZM11 9V8H10ZM30 9H33V8H30ZM29 9V10H30ZM181 9H184V6H183V8H181ZM34 10H31V11H29L30 13L28 14L29 16H27L28 17V19H29V21H31L30 19H34L33 17L34 16H32L33 15V12H34ZM62 10L64 11V12H62ZM121 10V11H120ZM170 10V9H169ZM179 10H180V8H179ZM43 11L42 12H40V13H43ZM66 11V12H65ZM172 11V10H171ZM174 11V10H173ZM180 11H182V10H180ZM262 11H264V8L262 9ZM32 13V14H31ZM36 13V12H35ZM172 13V12H171ZM174 13V12H173ZM172 13V14H173ZM254 13H256V12H254ZM31 14V15H30ZM168 14V13H167ZM171 14V15H172ZM180 14V13H179ZM182 14V13H181ZM259 14V13H258ZM17 15V14H16ZM67 16V18L68 19H65V17ZM165 15V16H164ZM164 15H160L161 17H163V18H165L166 20H167V18H168V20H170L172 17H171V15H170V11H169V16H167L166 15V13L164 14ZM239 14H237V16H238ZM12 16V15H11ZM20 16V15H19ZM65 16V17H64ZM114 16H117L116 18H114ZM125 16V15H124ZM173 16V15H172ZM184 16V18L186 19V21H188L187 20V16H185V15H183ZM183 16H182V18H183ZM6 17V16H5ZM37 17H38V15H37ZM40 17V16H39ZM39 17H38V19H39ZM42 17V16H41ZM43 17L45 18V16H44V14H43ZM60 17V18H59ZM118 17H119V19H118ZM167 17V18H166ZM187 17V18H186ZM240 16H238V18H239ZM253 16H251V18H249L250 20H254V21H256L257 22V20H255L254 19V17L252 18ZM256 17V16H255ZM23 18V17H22ZM36 18V17H35ZM47 18V19H48ZM66 20V22L64 21V19ZM177 18V17H176ZM181 18V17H180ZM183 18V19H184ZM241 18V17H240ZM258 18V17H257ZM51 19V18H50ZM75 19V20H76ZM172 19H175V18H172ZM261 19V18H260ZM5 20H6V18H5ZM12 20V19H11ZM41 20H42V18H41ZM40 20V21H41ZM45 20V19H44ZM44 20H43V22H44ZM68 20V21H67ZM181 20V19H180ZM252 20V21H253ZM259 20V19H258ZM24 21V20H23ZM22 21V22H23ZM49 21V20H48ZM54 21V20H53ZM72 21V20H71ZM119 21V22H118ZM171 21V20H170ZM173 21V20H172ZM186 21L185 20H181V22H183V23H186ZM228 21H229V19H228ZM227 21V22H228ZM231 21V20H230ZM235 21H237V22H235V23H237L238 24V28L236 27H233V28H229V26L230 25H228V28H226V30H225V32H226V35L224 34V31H223V33L222 34H224V37L222 36L221 38H220V42H221V45H222V43H227L226 44V47H228L230 44L227 42V40L226 41H224V38L226 37V38H228V40L230 39L231 40V43L235 40V42L236 43H232L233 45H235V48H236V46H238V47H243V49L245 48V50H248V51H250V48H251V46H249V45H251V43H253L254 41V39L256 38V34H257V37H258V35L261 33V29H263L261 26L259 27V24H258V22L257 23H255V22H251V21H249L248 23L247 22H241V21H243V20H240V22H238V20L237 19H235ZM245 21V20H244ZM17 22H19V21H17ZM46 22V21H45ZM51 22V21H50ZM180 22V23H181ZM27 23H30V25L31 24H34L35 23V21L34 22H27ZM42 23V22H41ZM47 23H49V22H47ZM178 24H179V22H177ZM234 23V22H233ZM232 23V24H233ZM247 23V24H246ZM259 23H263L262 21L261 22H259ZM14 24H16V23H14ZM20 25H21V23H19ZM26 24V23H25ZM36 24H37V22H36ZM51 24H52V22H51ZM54 24V23H53ZM54 24V25H55ZM158 24H161L162 26L163 25H165L166 24V22H158ZM169 24V26H168V29H169V27H170V25L172 24L171 22H168L167 24H166V26ZM186 24H188L187 26V28H189L190 27V29H187L186 28V32H188L187 30H190L191 32L193 31V29L191 30V28H194V27H192L193 26V24L191 23V22H187ZM192 25V26H189V25ZM227 24H229V22L227 23ZM250 24V25H249ZM256 26H255V25ZM264 24V23H263ZM83 25V26H84ZM156 25H157V23H156ZM155 25V26H156ZM161 25L158 27L159 28V30L158 31H160V30H164V28H161ZM174 25H176L177 26V24H175V22L173 23V27H175V28H172V29H175V30H177V31H179V27H178V29H177V27L176 26H174ZM183 25V24H182ZM181 25V26H182ZM251 25H254L253 27L251 26ZM17 26V25H16ZM34 27H35V30L37 29V25H33ZM158 26V25H157ZM179 26H180V24H179ZM180 26V27H181ZM232 26H236V25H232ZM231 26V27H232ZM263 26V25H262ZM18 27V26H17ZM33 27V28H34ZM184 27H186L185 26V24L183 25V29H185ZM252 27V28H251ZM42 28V27H41ZM40 28V29H41ZM50 28V27H49ZM130 28H132L131 26H130ZM161 28V29H160ZM171 28V27H170ZM235 28V30L236 29H238V32L239 31H241L240 33H238V32H236V34L234 35H232V33H228V31H227V29L228 30H232V29H234ZM240 28V29H239ZM259 28H260V30H259ZM20 29V28H19ZM18 29V33L20 34V36L21 37H23L24 36V34L21 32V30H19ZM39 29V28H38ZM39 29V30H40ZM58 29V28H57ZM62 29V28H61ZM167 29V30H168ZM195 29V28H194ZM31 30V29H30ZM52 30V29H51ZM59 31H60V29H58ZM181 30V29H180ZM255 30V31H254ZM20 31V32H19ZM34 31V30H33ZM36 31H38V30H36ZM41 31V30H40ZM182 31V30H181ZM189 31V32H190ZM13 32V31H12ZM27 32V31H26ZM62 32V31H61ZM65 32H67L66 30H65ZM69 32H72V31H69ZM161 33H163V31H160ZM160 32H158V33H160ZM166 32V31H165ZM173 34L172 35H167L169 38H168V41L170 42V44H172V49H170V50H172V54H171V56H170V58L172 59V61L170 62V61H159V56L161 55V51L162 50H164V48L163 47H158V48H151V51H152V58H151V60L148 62V64L145 66V67H143V68H145V73H144V71L141 69V71H142V75L144 74V75H146V76H141V81L139 80L138 82H140V83H142V86H141V88H143V90L144 91H142V92H145L146 90H145V88L147 89V91H149L150 92V94L152 93L155 97V100H158V103L160 102V101H169L168 99H167V97L166 96H164L165 94H163V91H166L168 88H167V84H168V80L166 81V75H171L172 73H176L175 71H179V69L183 66L184 67V65H185V68H186V70H187V74H190L191 76L192 75H195V74H198L197 73V71H199V68L202 66V64H203V62H204V60L202 61V60H200L199 61V59H198V57H200L201 55H199L200 53H198L197 51H195V50H197V48L198 49H200L201 47L200 46H197V44L199 45L200 43H199V41L198 42H195L196 41V37H197V35H195V37L194 36H190V34H189V32L186 34V32L185 33H183V34H181V32H176V35L174 34L175 33V31H171ZM194 32V31H193ZM222 32V31H221ZM233 32V31H232ZM262 32H263V30H262ZM15 33V32H14ZM50 33H52V32H50ZM68 33V32H67ZM66 33V35H68ZM73 33V32H72ZM72 33H70L69 35H72L73 37H72V39L74 38V35L72 34ZM100 33V32H99ZM100 33V34H101ZM155 33V32H154ZM238 33V34H237ZM264 33V32H263ZM13 34V33H12ZM33 34V33H32ZM41 34V33H40ZM58 34V33H57ZM60 34H62V33H60ZM101 34V35H102ZM165 33H163L162 35H164ZM184 34H185V36H184ZM189 34V37L187 36ZM193 34V33H192ZM221 34V33H220ZM228 34H231V35H228ZM15 35V34H14ZM34 36H35V34H33ZM33 35H32V37H33ZM43 35V34H42ZM158 35H161V34H158ZM263 34H260L259 36H261V37H263L262 36ZM27 36V35H26ZM37 36V35H36ZM52 36V35H51ZM114 39V42H113V39L111 38V37ZM167 36H164V38L165 39H167L166 37ZM187 36V37H186ZM228 36V37H227ZM230 36V37H229ZM233 36H235V37H233ZM48 37V36H47ZM76 37V36H75ZM77 37H79V36H77ZM149 37H151V36H149ZM199 37V36H198ZM198 37H197V39H198ZM233 37V38H232ZM240 38L241 40H242V42H238V39H236V38ZM248 37H249V39H253V37H255L252 41H249L248 42ZM250 37H252V38H250ZM12 38V37H11ZM52 38H54V37H52ZM52 38L50 39L51 40V42L53 41L52 40ZM60 39H58V40H60L61 41V45H60V42H59V44L58 43H54V44H57V45H59V46H61L62 47V38H63V40L66 42V41H71V39H69V40H66L64 37H62V35H60V37H59ZM68 38H71V36H69V37H67V39ZM102 38L104 39V37L102 36ZM101 38V39H102ZM200 38V37H199ZM247 38V39H246ZM1 39V38H0ZM14 39V38H13ZM32 39V38H31ZM31 39H29V38H26V40L30 43V45H31V47H32V49H31V53H35V54H33V56H31L32 54H24V53H22L23 51V47H22V44L21 43H17V45L16 44H12L11 42V45H10V43H9V46L7 47V48H5L6 50H4V49H2V50H0V62H4V64H8L7 65V67L9 68V70L8 69H6V70H8V71H6V72H3V74L2 75H0V92L1 93H5V94H7V96L9 95L11 98L10 99H13L14 100V106L15 107H17L18 108V106H22V104H24L22 107H25L26 109L28 108V107H30L29 105H31V104H26L25 103V101H27V102H31V101H34V103L36 104V107H37V111L35 112V116L33 115V118H35V120H39V121H37V122H39V123H41V124H35L34 122H32V124L34 123L35 124V126L37 125V127H38V125H42V123H43V125L45 124V122L47 123L48 122V119H49V121H53L54 122V120H60L59 121V123L61 122L62 123V102H63V104H64V107L66 106L65 104H68L70 101H72V104L73 105H76V103L78 104V100H80V99H82L80 96V94H84V95H87V93L86 92H88L87 91V89H90L91 87V85H94L93 83L92 84H89V81L87 82V78L89 77L90 78V80H92V81H94V79H91V78H93L94 76L93 75H91L90 74V76L88 75L89 74V72L88 71H90L91 70V68H92V66H93V69L94 68H96V70L95 71H97V72H99L98 70L99 69H101L100 71L101 72H103V74L104 73H109V72H117V74H118V77L120 78V80H121V78H124V75H125V73H126V71L122 68V70H121V68H120V66H119V64L117 63V60L115 59V57L113 58L112 56H111V54H110V57L108 56L107 58H106V56L107 55H105V57H103L102 59L104 60V58H106V60H102L101 58H100V61H102V62H97V61H93L92 59H89L90 57H88V58H82V56L81 55H79V50H78V48H80V46H79V44H77L78 42H81L82 40L81 39H83L84 40V37L83 38H76L77 40H79L78 42H77V40H76V42L77 43H73V42H75V40H73V42H67V43H71L72 45L70 46H68L70 49H68V47H66V49L68 50V52H69V55H68V53H67V50H64V51H66V53H67V55H66V57H68V59L66 60L67 61V63L69 62V63H71L72 64V66H71V72H75L74 74H76V78L74 77V81H75V79H77L78 78V80H76L75 82L73 81V83H71V81L69 82V84H68V82L66 83L64 80H62V77H60V75H61V73H62V71H61V73H59V70L60 69H62L61 68V66L59 67V65H58V59H57V56H54V55H56V53L60 56V59L59 60H61L62 59V53H60L59 54V52H61V51H59L60 50V47L59 46H57V45H53V47H57V48H53L54 49V51H53V49H52V51L54 52V53H52V52H50V50H41V49H39L38 47H37V45H35V43L33 42L32 43V40ZM46 39V38H45ZM56 39V38H55ZM261 39V42H262V39L263 38H260ZM260 39H258L257 38V40H259V42H260ZM21 40H23V39H21ZM24 40H25V38H24ZM48 40V39H47ZM199 40V39H198ZM200 40H201V38H200ZM224 41V42H222V41ZM233 40V41H232ZM240 40V41H241ZM256 40V39H255ZM49 41V40H48ZM104 41V40H103ZM123 41H124V43H123ZM167 41V40H166ZM244 41V42H243ZM263 41H264V39H263ZM18 42V41H17ZM39 42V41H38ZM50 42V41H49ZM82 42H84V41H82ZM81 42V43H82ZM248 42V43H247ZM258 42V43H259ZM194 43H196V44H194ZM239 43V44H238ZM47 44V43H46ZM53 44V43H52ZM64 44H66V43H64ZM109 44V43H108ZM169 44V43H168ZM241 44V45H240ZM48 45V44H47ZM81 45V44H80ZM201 45V44H200ZM66 46V45H65ZM145 46V45H144ZM171 46V45H170ZM104 47H105V45H104ZM118 47H114V49L116 48H118ZM223 47H225L224 45H223ZM234 48V46H229V49L227 48V50H229L230 51V56H229V54L227 55L228 57H229V60H231L232 61V58H235V60L236 61H240V62H238V65H240L239 63H241L242 64V60H244L246 57H243L242 55H240V56H238L239 54H237V53H235L236 52V50L235 49H233ZM1 48V47H0ZM45 48V47H44ZM233 50H232V49ZM46 49H47V47H46ZM49 49V48H48ZM57 49V50H56ZM106 49H108V48H106ZM135 50H136V48H134ZM133 49V50H134ZM139 49V48H138ZM25 50V49H24ZM30 50V49H29ZM61 50H62V48H61ZM81 50V49H80ZM224 50V49H223ZM237 50H238V48H237ZM242 50V48L240 49V51ZM245 50H243V51H245ZM59 51V52H58ZM77 51H78V53H77ZM107 51V50H106ZM235 51V52H234ZM243 51H241L242 52V54H244V52ZM108 52V51H107ZM225 52H228V51H226V49H225ZM232 52V53H231ZM238 52H239V50H238ZM26 53H28V52H26ZM108 54V53H107ZM241 54V53H240ZM197 55H199V56H197ZM31 56V57H30ZM65 56V55H64ZM63 56V57H64ZM242 56V57H241ZM33 57H35V58H33ZM56 57V58H55ZM84 57H86V56H84ZM230 57H232V58H230ZM14 58H15V60L17 59V61H14ZM31 58H33L34 60H33V64L31 63V61H30V59ZM201 58V57H200ZM244 58V59H243ZM57 59V60H56ZM234 60V59H233ZM91 61H93V62H91ZM185 61V62H184ZM21 62H23L22 64H24V65H22L21 64ZM26 62H27V64H26ZM61 62H62V60H61ZM179 62V63H178ZM181 62H183L184 63V65H183V63H181ZM234 62V64H235V66L237 65V63H235V61H233ZM249 62V63H248ZM247 63L248 64H250V62L251 61H248ZM91 63V64H90ZM202 63V64H201ZM26 64V65H25ZM70 64V65H71ZM89 64V65H88ZM175 64H178V66H179V64H182V65H180L178 68H176V65ZM201 64V65H200ZM233 64V63H232ZM233 64V65H234ZM246 63H243V65H245ZM245 65L244 66V68L246 67V66H249L248 67V69L250 68V65ZM51 65V66H50ZM52 65H55V66H57V68H58V70L56 69V67L55 66H52ZM62 65V64H61ZM69 65V66H70ZM91 65V66H90ZM175 65V66H174ZM21 66H22V68H23V70H22V68H21ZM24 66V67H23ZM228 66H230V65H228ZM255 66V65H254ZM0 67H2V65L0 66ZM53 69H52V68ZM91 67V68H90ZM123 67H125V65H123ZM174 67V68H173ZM232 67V66H231ZM251 67H253V65H251ZM256 67V66H255ZM259 69H260V71H261V68H260V66L258 65L257 66ZM20 68V69H19ZM60 68V69H59ZM97 68H99V69H97ZM140 68V67H139ZM142 68V67H141ZM169 68V70H167ZM172 68V69H171ZM176 68V69H175ZM25 69V70H24ZM53 71H51V70ZM133 69L134 68H132V70L131 71H133ZM136 69V70H135ZM134 70H135V72L136 71H138L137 69L138 68H135ZM166 69V70H165ZM230 69H233V68H230ZM251 69V68H250ZM249 69V70H250ZM253 69V68H252ZM1 70V69H0ZM21 70V71H20ZM73 70V71H72ZM125 72H124V71ZM171 70H173V71H171ZM175 70V71H174ZM255 70H257V69H254V71ZM3 71V70H2ZM5 71V70H4ZM124 73H123V72ZM169 73H168V72ZM260 71H255L257 74H260V73H262V72H260ZM54 72H57V73H54ZM86 72V73H85ZM134 71H133V73H135ZM140 72V71H139ZM210 72V71H209ZM254 72V74H256ZM1 73V72H0ZM59 73V74H58ZM88 73V74H87ZM132 73V74H133ZM210 73H214L213 71H211ZM223 73V71H221V74ZM56 74V75H55ZM58 74V75H57ZM123 74V75H122ZM140 74V75H141ZM208 74V73H207ZM256 74V75H257ZM63 75H64V73H63ZM86 75V76H85ZM134 75V74H133ZM137 75H139V74H137ZM169 75H168V77H169ZM210 75V74H209ZM215 75V74H214ZM249 73L247 74V76H244L246 79H247V77L249 78ZM252 75V74H251ZM28 78H27V77ZM92 76V77H91ZM208 76V75H207ZM206 76V77H207ZM255 76V75H254ZM22 77V78H21ZM144 77V78H143ZM244 77H242V78H244ZM260 77H261V79H263V75L261 76L260 75ZM24 78V79H23ZM89 78H88V80H89ZM135 78H137V77H135ZM139 78V77H138ZM211 78H214L213 77V74H212V77ZM254 78V77H253ZM209 79V78H208ZM216 79V78H215ZM255 79V81H257V78L255 77L254 78ZM119 79H118V81H120ZM138 80V79H137ZM211 80V79H210ZM214 80V79H213ZM92 81H90V82H92ZM208 81V80H207ZM243 81H245V80H243L242 79V81H241V83L243 82ZM95 82V81H94ZM136 81H134V83H135ZM177 82V81H176ZM261 82V81H260ZM259 82V83H260ZM71 83V84H70ZM86 83H88L89 85H86ZM131 83V82H130ZM133 83V82H132ZM240 83V82H239ZM264 83V82H263ZM137 84V83H136ZM178 84V83H177ZM185 84V83H184ZM184 84H180V85H184ZM96 85V84H95ZM94 85V86H95ZM139 85V84H138ZM169 85H170V83H169ZM236 85V84H235ZM241 85H244V82L241 84ZM126 86H127V84H126ZM139 86V87H140ZM184 86H186V85H184ZM237 86H238V84H237ZM237 86H234V87H237ZM240 86V85H239ZM256 86V85H255ZM99 87H100V85H99ZM107 86H105V88H106ZM128 87H129V84H128ZM130 87H132V86H130ZM134 87H136L137 88V86L135 85ZM145 87V88H144ZM183 87V86H182ZM188 87V86H187ZM191 85H190V87H188V89H190V90H192L191 89ZM257 87H258V85H257ZM256 87V88H257ZM264 87V86H263ZM93 88H95V87H93ZM103 88V87H102ZM133 88V87H132ZM239 89H240V87H238ZM255 88V89H256ZM96 89V88H95ZM95 89H93V90H95ZM111 89H114L113 87L111 88ZM115 89H116V92H117V88L115 87ZM119 89V88H118ZM127 89V88H126ZM137 89H139V88H137ZM136 89V90H137ZM180 89V86H179V84H178V87H177V90H176V87H175V89L174 90H176L175 92H174V90H173V92H168V93H170L171 95H172V97H173V95H174V101L173 100H171V101H169L170 102V104H169V102H167V104H165L166 106H167V109L165 110V111H169L168 112V114H169V118L167 117L168 115H166V116H164V113H167V112H165L164 110L163 111H161L163 114L161 115V113H160V117L161 116H163V117H166V120H170V121H167V123L168 122H170V123H168L167 124V127H168V130H167V128H166V123H164L163 125H162V123H160V125H158L159 127H157L156 125V127L158 128V129H160V131H162V132H158L159 130L157 129H155V127H154V124L156 123V124H159V123H157V121H158V118L156 119V122L154 123V121L155 120H153V122H150V123H152L153 125L152 126H150L151 128L153 127L155 130H152L153 131V133H151V134H147V131L146 130H144L143 131V133L141 132V131H139V132H141V134H142V138H143V135H145L144 134V132L146 131V135H148V137H146V135L144 136V138L143 139H145V137L146 138H148V140H149V138H150V135H152L151 137L152 138H154L155 140L157 139V135H160V137H164L166 134V136H169V135H174V136H176V135H178V134H175L174 132L176 131V128H179V129H177V130H179V131H181L180 129L183 127H180V124L182 123V121L181 120H183L184 121V118H183V116L181 117V115L183 114H181V111H182V109H180L181 111H179L180 113H178L177 112V109H174V111H173V109H171L172 108V105H177V106H179V108L183 105V101L184 100H186V99H183L184 97H186V96H184V97H182V95H181V97L179 96L180 95V93L181 92H178V91H180L179 90ZM194 89V88H193ZM246 89H248V88H246ZM246 89H244L243 88V90L242 89H240L242 92H243V94L246 92V95H248L247 93V91H244V90H246ZM254 89V90H255ZM264 89V88H263ZM128 90H129V88H128ZM133 92H134V90L133 89H131ZM140 90H142V89H140ZM172 90V88L170 89H168V91H171ZM183 90H185L186 91V89H183ZM250 90H252V89H250ZM249 90V92H251ZM89 91H91V90H89ZM112 91V90H111ZM123 91V90H122ZM146 91V92H147ZM257 91V90H256ZM86 94H85V93ZM140 92V91H139ZM141 92V93H142ZM145 92V93H146ZM178 94H177V93ZM254 92V91H253ZM252 92V93H253ZM258 92V91H257ZM256 92V93H257ZM90 92H88V94H89ZM91 93H93V92H91ZM95 93V92H94ZM93 93V94H94ZM111 93V92H110ZM115 93V92H114ZM114 93H112V94H114ZM165 93H167V92H165ZM186 93V92H185ZM187 93H189L188 91H187ZM255 93V92H254ZM253 93V94H254ZM82 94V95H83ZM127 94V93H126ZM129 94V93H128ZM149 94V95H150ZM190 94H192V93H190ZM190 94H189V96H190ZM242 94V93H241ZM243 94H242V96H243ZM83 95V96H84ZM95 95V94H94ZM92 96V94L91 95H88V96H92L93 97V99L91 98V97H86V99L87 100H89V99H92L91 101H90V103H92V104H90L88 101H86V105L88 106V105H92L91 107H92V109H91V107L88 109V107L87 108H85L84 106V109L82 108V106H79V107H81L79 110L81 111V113H80V111L78 112L77 111V107H75V109H76V111L79 113V117L81 116V118H84V120H86V118H88L89 119V117L90 116H92L93 114L92 113H95L94 111H96L95 110V106H93L95 103H96V98H95V96ZM99 95H101V94H99ZM147 95H148V93H147ZM167 95V94H166ZM169 95V94H168ZM177 95H178V97H177ZM187 95V94H186ZM255 95V94H254ZM252 96L251 94H250V96H252V97H250L249 95V97L250 98H258V97H255V96ZM259 95V94H258ZM262 95H264V94H262ZM82 96V97H83ZM106 96V95H105ZM109 96V95H108ZM126 96V95H125ZM130 96V95H129ZM144 96V95H143ZM170 96V95H169ZM168 96V97H169ZM175 96H176V98H175ZM199 96V95H198ZM242 96H241V100H242ZM256 96H257V94H256ZM1 97V96H0ZM80 97V98H79ZM102 97V96H101ZM117 97V96H116ZM121 97V96H120ZM124 97V96H123ZM127 97H128V95H127ZM145 97V96H144ZM152 96H150V98H151ZM166 97V98H165ZM188 97V96H187ZM191 97V96H190ZM194 97H195V95H194ZM200 97H201V95H200ZM248 97V98H249ZM264 97V96H263ZM111 98H113V96H111ZM147 98V97H146ZM169 98H171V97H169ZM178 98H180V99H178ZM192 98H193V96H192ZM204 98V97H203ZM238 98V97H237ZM245 98H247L246 96H245ZM248 98L247 99H245V101H247L248 100ZM114 99V98H113ZM144 99V98H143ZM167 99V100H166ZM172 99V98H171ZM182 99V100H181ZM187 99H189V97L187 98ZM198 99V98H197ZM200 99V100H199ZM198 100L199 101H201V99L202 98H199ZM205 100L207 99V98H204ZM220 98H218V100H219ZM227 99H228V97H227ZM2 100V99H1ZM76 100V103L74 102ZM85 100V99H84ZM120 100V99H119ZM125 100V99H124ZM147 100V99H146ZM149 100V99H148ZM160 100V101H159ZM190 100V99H189ZM188 100V101H189ZM203 100V99H202ZM217 100V99H216ZM215 100V101H216ZM229 100V99H228ZM237 100H239V99H237ZM252 100H254V99H252ZM65 101H68V103H66ZM82 101V100H81ZM111 101H113V100H111ZM190 101H192V99L190 100ZM196 102H197V100H195ZM198 101V102H199ZM206 101H208L209 102V100L207 99ZM206 101H204V104H206V105H204V104H202V103H200V104H202V105H204V108H201V109H205V107H206V109H205V111L203 110V112L201 113L200 112V108L199 109H197V110H195V107L192 109L194 112H192L193 114H195V115H193V116H195L194 118L192 117V115H191V117H192V120H194L195 119V122H199V121H201V119L203 118L204 119V116L207 114L208 115V113L209 112H207L206 113V110L209 108L210 110V112L212 111L213 112V110L216 108V106H215V108H212V103L211 104H209L208 102H206ZM214 101V102H215ZM223 101V100H222ZM221 101V102H222ZM244 101V102H245ZM256 101H260V98H259V100H257L256 99ZM263 101V100H262ZM74 102V103H73ZM88 102V103H87ZM114 102V101H113ZM162 102V103H163ZM172 102V103H171ZM185 102V101H184ZM194 102V101H193ZM196 102H195V104H196ZM218 102H220V100L218 101ZM239 102H241L240 100H239ZM242 102H243V100H242ZM242 102H241V105H242ZM243 102V103H244ZM32 103V102H31ZM79 103H80V101H79ZM145 103V102H144ZM174 103V104H173ZM182 103V104H181ZM190 103V102H189ZM189 103H186L187 105H189ZM222 103H224V102H222ZM238 103V102H237ZM1 104V103H0ZM72 104H68V105H72ZM82 104H84L85 105V101L82 103ZM98 104V103H97ZM148 104V103H147ZM156 104H157V102H156ZM160 104V103H159ZM164 104V103H163ZM170 106H169V105ZM193 104V103H192ZM207 104H209V105H207ZM228 104V103H227ZM238 104H240V103H238ZM4 105V104H3ZM67 105V106H68ZM79 105V104H78ZM80 105H81V103H80ZM96 105V104H95ZM121 105V104H120ZM126 105L128 106L129 104H127L126 103ZM142 105V104H141ZM149 105V104H148ZM152 105V104H151ZM162 105V104H161ZM174 105V106H175ZM215 105H218V103H217V101H216V104ZM6 106V105H5ZM8 106V105H7ZM13 106V107H14ZM34 106V105H33ZM160 106V105H159ZM173 106V107H174ZM190 106V105H189ZM193 106H195L194 104H193ZM192 105L190 106V107H193ZM211 106V107H210ZM214 106V105H213ZM222 106V105H221ZM224 106V105H223ZM222 106V107H223ZM245 106H247L246 104L244 105V108H245ZM12 107V106H11ZM71 107H73V106H71ZM97 107V106H96ZM99 107H100V105H99ZM122 107H123V105H122ZM130 107V106H129ZM128 107V108H129ZM149 107V106H148ZM156 107H157V105H156ZM169 107V108H168ZM171 107V108H170ZM197 107H199V105L197 106ZM31 108V107H30ZM66 108H68V107H66ZM118 108H119V106H118ZM124 108V107H123ZM123 108H122V110H123ZM128 108H126L127 110H128ZM132 108V107H131ZM130 108V109H131ZM141 108H144V106L142 107L141 106ZM146 108V107H145ZM151 108V107H150ZM153 109H154V113H155V111H156V108H154V107H152ZM178 108V107H177ZM182 108V107H181ZM5 109V108H4ZM26 109H25V112H26ZM86 109V110H85ZM88 109V110H87ZM101 109V108H100ZM116 109V108H115ZM191 109V108H190ZM213 109V110H212ZM223 109V108H222ZM248 109V108H247ZM251 111H253L251 108H249ZM248 109V110H249ZM2 110V109H1ZM16 110V109H15ZM28 111H31V110H29V109H27ZM68 110H70V108H68ZM72 110V109H71ZM98 110V109H97ZM102 110V109H101ZM104 110H106V108L104 109ZM108 111H109V109H107ZM132 110V109H131ZM173 111V112H170V111ZM176 110V111H175ZM185 110V109H184ZM183 110V111H184ZM67 111V110H66ZM100 111V110H99ZM115 111V110H114ZM113 111V112H114ZM142 111V110H141ZM144 111V110H143ZM146 111H147V108H146ZM146 111H145V113H144V115L143 116H145V118L147 117L145 114H146ZM151 111V110H150ZM153 111V110H152ZM151 111V112H152ZM160 111V110H159ZM197 111V112H196ZM199 111V112H198ZM202 111V110H201ZM4 112V111H3ZM15 112V111H14ZM65 112V111H64ZM73 112V111H72ZM92 112V113H91ZM98 112V111H97ZM96 112V113H97ZM101 113H102V111H100ZM105 112V111H104ZM124 112V111H123ZM130 112V111H129ZM129 112H126V113H128L129 115V117H130V113ZM204 112H205V114H204ZM6 113V112H5ZM5 113H1V111H0V129L2 130V131H0V141L2 140V143H0V152L2 153L1 155H0V170L2 171V173L4 172V173H9V171L11 170L10 168H13V172L12 173H14V175H15V177H14V185H12V184H8V186H9V191H7V189H8V186L6 185L5 187H7V189L5 188V190L7 191L4 195H2L3 196V199H5V201L6 202H8V203H10V204H12V205H10V206H13L14 204H13V202H16V201H18L22 196H21V194L23 193V191H25L26 190V192L28 191L27 189H28V187H29V190H30V188H31V186H32V188H33V185L36 187L39 183V179H40V177H38V176H41V173H39L40 171L37 169V167H34V166H32L31 167V163H30V168L28 169V167H27V169H26V167L25 166H27L26 164L30 161V159H29V161H26L28 158H32L33 157V162H37L38 164H35L36 166H38L40 163H42L43 162V159L45 158H47L48 160H49V158L48 157H44V158H38L36 155H38L41 151H39V149H37L38 147L39 148H41V146H39V145H37L36 144V142H37V139H36V141H35V143H33L34 141L32 140L33 138V136L32 135H34V132L33 131H35L36 132V130L38 131L37 133H39V131L41 132V133H39V134H41V135H43L44 137H46L48 140H55L56 142H55V146H54V148H55V150L57 149L58 151L59 150H62L63 149V147H62V144H64L65 145V143H66V145L68 144V145H70L71 147H76V148H79V150H80V148H85L88 144H90L91 143V141L93 140V139H95L96 138V133H97V136H98V131L96 132L95 131V128H97L96 126L97 125H100V124H95V122H91V120H90V124L92 123V125H94L92 128H94V129H91V131L92 132H94L95 134H91V131L90 132H88V133H86V134H84V136L83 135H81V134H79L80 135V137L79 136H77L78 134H76V133H72L68 138L66 137L67 136V134H66V136H64V139L62 140V127H61V129H55V128H57V127H55L54 126V128L52 127H50V128H48V127H46V126H44L43 127V129L41 130V129H38V128H35V126H33L32 125V127L30 128V129H32L33 131H30L29 130V132H24L23 133V128H22V126H20L21 127V129H20V127H18V128H15L14 126H10L9 124H11L10 123V121H9V124H8V117H7V120H6V116L8 115V114H5ZM16 113V112H15ZM19 113V112H18ZM71 113V112H70ZM74 113V112H73ZM95 113V116H94V118L95 117H98L99 115H98V113L96 114ZM106 114H107V112H105ZM105 113H104V115H105ZM143 113V112H142ZM148 113V112H147ZM153 113V114H154ZM156 113H157V111H156ZM174 113H176V115L174 114ZM197 113H199V114H197ZM200 113H201V115H203V116H201L200 115ZM250 113H252V112H250ZM26 114V113H25ZM34 114V113H33ZM69 114V113H68ZM67 114V115H68ZM100 114V113H99ZM110 115H112L111 114V112L109 113ZM122 114V113H121ZM141 114V112L139 113V114H137V115H139L138 117L140 118V115ZM158 114V113H157ZM179 114V115H178ZM210 114V113H209ZM253 115H255L256 114V112H253L252 113ZM252 114H249V112H247V113H245L244 112V114H242L241 116H240V118L242 119L243 117H247V118H249L250 116L252 117V118H254L253 117V115ZM11 115H12V113H11ZM26 115H28V114H26ZM76 115V114H75ZM98 115V116H97ZM101 115V114H100ZM127 115V114H126ZM148 115V114H147ZM159 115V114H158ZM178 115V116H177ZM13 116V115H12ZM17 116V115H16ZM25 116V115H24ZM119 116V115H118ZM143 116H141L142 118H143ZM151 116V115H150ZM149 115H148V117H150ZM20 117V116H19ZM44 117V118H43ZM100 117V116H99ZM102 117V116H101ZM119 117H121V116H119ZM119 117H114L115 118V121L116 122H120V121H118V120H120V119H123V118H119ZM123 117V116H122ZM127 117V116H126ZM152 117V116H151ZM154 117V116H153ZM160 117H159V121H162V120H160ZM184 117H185V115H184ZM201 117V118H200ZM250 117V120H252V121H255V120H257V118L255 119V120H253L252 118ZM13 118H14V116H13ZM18 118V117H17ZM91 118V117H90ZM93 118V117H92ZM125 118V117H124ZM133 118V117H132ZM162 118V117H161ZM183 118V119H182ZM188 118V117H187ZM18 119H20V118H18ZM78 119V118H77ZM76 119V120H77ZM102 119V118H101ZM112 119H113V117H112ZM129 120H130V118H128ZM144 119V118H143ZM143 119H141L142 121H144ZM164 120H165V118H163ZM179 119H181V120H179ZM202 119V120H203ZM81 120V119H80ZM93 121H94V119H92ZM96 120V119H95ZM100 120V119H99ZM106 120V119H105ZM110 120H111V118H110ZM114 120V119H113ZM137 120H138V118H137ZM136 120V121H137ZM140 120V119H139ZM146 121H147V119H145ZM149 120H152V119H150L149 118ZM243 120V119H242ZM242 120L240 121L239 120V123H241L240 124V126L241 125H243L242 123H244V122H242ZM244 120H245V118H244ZM13 121V120H12ZM41 121V122H40ZM73 121V120H72ZM82 121H83V119H82ZM97 121V120H96ZM107 121V120H106ZM122 121V120H121ZM133 121V120H132ZM178 121H180L179 123L180 124H178ZM248 121V120H247ZM98 123H99V121H97ZM125 122V121H124ZM163 122V121H162ZM193 122V121H192ZM5 123H6V125L8 124L9 126H7L6 128H4V126H6L5 125ZM86 123H88V121H86ZM106 123V122H105ZM149 123V124H150ZM255 123V122H254ZM21 124V123H20ZM81 124V123H80ZM121 124H123V122L121 123ZM129 124V123H128ZM134 124H136V122L134 121ZM141 124H143V126H144V123H141ZM148 124V123H147ZM147 124H145V125H147ZM148 124V125H149ZM173 125V126H171V125ZM177 124H178V126H177ZM237 125H238V123H236ZM256 124H258L257 123V121H256ZM58 125V124H57ZM82 125V124H81ZM96 125V126H95ZM117 125V124H116ZM119 125V124H118ZM124 125V124H123ZM130 125V124H129ZM148 125H147V127H148ZM151 125V124H150ZM164 125H165V127H164ZM169 125V126H168ZM183 125V124H182ZM69 126V125H68ZM101 126V125H100ZM133 126H135L136 127V125H133ZM137 126L139 127V124H137ZM171 126V127H170ZM199 126H201V125H199ZM231 126H233V125H231ZM239 126V127H240ZM256 126V125H255ZM259 126V125H258ZM41 127V126H40ZM45 127H46V129H45ZM99 127V126H98ZM121 127V126H120ZM119 127V128H120ZM124 126H122V128H123ZM130 127V126H129ZM137 127V128H138ZM162 127H164V129L162 128ZM171 129H170V128ZM260 127V126H259ZM91 128V127H90ZM142 128V127H141ZM261 128V127H260ZM259 128V129H260ZM125 129V128H124ZM131 129H132V126H131ZM162 129V130H161ZM183 129V128H182ZM256 129H258V127L256 128ZM259 129H258V132H259ZM74 130H76V129H74ZM97 130V129H96ZM100 130H101V128H100ZM117 130H119V129H117ZM139 130V129H138ZM138 130H137V132H138ZM165 130V131H164ZM167 130V131H166ZM175 130V131H174ZM202 130H203V127H202ZM204 130H206L205 128H204ZM68 131V130H67ZM70 131V130H69ZM102 132L104 131V129L103 130H101ZM101 131H100V134H101ZM123 131V130H122ZM151 131V132H152ZM169 131V132H168ZM173 131V132H172ZM178 131V132H179ZM132 132L134 133V135H133V133H132V135L133 136H136V133L134 132V130H132ZM163 132L165 133L164 135H163ZM177 132V133H178ZM182 132V131H181ZM257 132V131H256ZM30 133V134H29ZM37 133H35V136L37 135V136H39ZM64 133H66V132H64ZM68 133V132H67ZM120 133V132H119ZM169 133V134H168ZM75 134H76V137H75ZM100 134H99V136H100ZM104 134V133H103ZM140 134V135H141ZM161 134H162V136H161ZM179 134H180V132H179ZM102 135V134H101ZM2 136V137H1ZM15 136V137H14ZM18 136H20L18 139H17V137ZM26 136V137H25ZM32 136V137H31ZM82 136V137H81ZM99 136H98V138H97V140L99 139L100 140V138H99ZM137 136H139V135H137ZM156 136V137H155ZM170 136V137H171ZM173 136V137H174ZM208 136V135H207ZM78 137V138H77ZM101 137V136H100ZM103 137V136H102ZM141 136H139L138 138H140ZM173 137H171V138H173ZM195 138H194V142H195V145L196 146H199V147H201L202 149H206V148H208L209 149V147H208V144H209V142L207 141V138H202L201 137V135H195L194 136ZM210 137V136H209ZM32 138V139H31ZM40 138V137H39ZM42 138V137H41ZM83 138H86V141L85 140H83V141H81ZM106 138H107V136H106ZM135 138V137H134ZM152 138H150L151 140H146V143H148L147 145H150V144H152L151 143V141L153 140L154 142H155V140L154 139H152ZM165 138V137H164ZM34 139V140H35ZM137 139V138H136ZM135 139V140H136ZM159 139V138H158ZM162 139V138H161ZM166 139V138H165ZM164 139V140H165ZM167 139L168 140H170L168 137H167ZM27 140L28 141H30L31 142V144L29 143V142H27ZM32 140V141H31ZM131 140H133V138L131 139ZM140 140V139H139ZM163 140V139H162ZM211 140V139H210ZM52 141L51 142H46V143H52ZM63 141H65L64 143H63ZM94 141H96V140H94ZM94 141H93V143H94ZM145 141V140H144ZM159 141V140H158ZM158 141H156V142H158ZM39 142V141H38ZM54 142V141H53ZM97 142V145L101 142V140H100V142L98 143V141H96ZM104 143V142H103ZM102 143V144H103ZM141 143V142H140ZM144 143V142H143ZM145 143V144H146ZM150 143V144H149ZM160 143V142H159ZM208 143V144H207ZM211 143H212V140H211ZM260 143V142H259ZM35 144H36V146H37V148H36V146H35ZM139 144V143H138ZM157 144V143H156ZM49 145H51V144H49ZM53 145V144H52ZM64 146V148H66V147H69V146ZM94 145H95V143H94ZM260 145V144H259ZM90 146H92V145H90ZM90 146H89V148H90ZM151 146H153V145H151ZM209 146H210V144H209ZM227 146V145H226ZM263 146V145H262ZM262 146H260V147H262ZM47 147H50V146H47ZM93 147V146H92ZM229 147V146H228ZM227 147V148H228ZM257 147H259V146H257ZM256 147V148H257ZM260 147H259V149H260ZM53 148V147H52ZM53 148V149H54ZM144 148V147H143ZM151 148H153V147H151ZM214 151L216 150L217 151V148H218V146H217V148L214 146ZM220 148V147H219ZM230 148H231V146H230ZM42 149V148H41ZM85 149H87V147L85 148ZM211 149H213V148H211ZM47 150H48V148H47ZM50 150H51V148H50ZM64 150V149H63ZM66 150H67V148H66ZM76 150V149H75ZM82 150V149H81ZM150 150V149H149ZM155 150V149H154ZM225 150H227V149H225ZM255 150V149H254ZM257 150H258V148H257ZM257 150H256V152H257ZM49 151V150H48ZM53 151L54 150H51V152L53 153ZM77 151H78V149H77ZM137 151V150H136ZM141 151H143V150H141ZM207 151V150H206ZM220 151V150H219ZM219 151H218V154H219ZM231 151V150H230ZM47 152V151H46ZM50 152V153H51ZM57 152V151H56ZM75 152V151H74ZM80 152V151H79ZM82 152H83V150H82ZM81 152V153H82ZM146 152V151H145ZM144 152V153H145ZM253 152H255V151H253ZM255 152V153H256ZM49 152H47V154H48ZM89 153V152H88ZM140 153V152H139ZM139 153H138V155H139ZM211 153H213V151H211ZM210 153V156L211 157H213V155L214 154H216L217 155V152H214V154H211ZM226 153H228L227 151H226ZM258 153V152H257ZM260 154H261V150H260V152H259ZM57 154V153H56ZM83 154V153H82ZM84 154H85V152H84ZM90 154V153H89ZM92 154V153H91ZM222 154V153H221ZM224 154H225V152H224ZM243 154V153H242ZM260 154H258L257 155V157H256V154H253V155H251L252 157H255V158H257V162H258V160H259V158H258V156H260ZM263 154V153H262ZM54 155V154H53ZM215 155V156H216ZM223 155V154H222ZM243 155H246V154H243ZM255 155V156H254ZM2 156V157H1ZM37 158H36V157ZM46 156V155H45ZM48 156H49V154H48ZM214 156V157H215ZM263 156V155H262ZM34 157H35V159H34ZM43 157V156H42ZM78 157V156H77ZM81 157H83V156H81ZM213 157V158H214ZM233 157V156H232ZM248 157V156H247ZM250 157V156H249ZM84 158H85V156H84ZM89 158V157H88ZM216 158H217V156H216ZM230 158V157H229ZM254 158V159H255ZM55 159V158H54ZM54 159H52V160H54ZM86 159V158H85ZM235 159V158H234ZM237 159H238V157H237ZM260 159H261V157H260ZM24 160V161H23ZM51 160V159H50ZM83 160V159H82ZM87 160V159H86ZM86 160H85V163H86ZM89 160V159H88ZM88 160H87V162H88ZM231 160V159H230ZM246 160H248V159H246ZM250 160V159H249ZM248 160V162H250V163H253L252 161H249ZM262 160H263V158H262ZM262 160H260V162L262 163ZM27 162V163H24V162ZM209 161V160H208ZM238 161V160H237ZM242 161V163H243V159L241 158L240 159V161L239 162H241ZM253 161H255L256 162V159L255 160H253ZM32 162V163H33ZM45 162H46V160H45ZM82 162V161H81ZM91 162V161H90ZM210 162H212V161H210ZM209 162V163H210ZM230 162V161H229ZM231 162H232V160H231ZM234 162V161H233ZM260 162H258L257 163V165L258 164H261ZM44 163V162H43ZM42 163V164H43ZM83 163V162H82ZM89 163V162H88ZM91 163H93V162H91ZM90 163V164H91ZM244 163H247V162H245V160H244ZM16 164H17V166H16ZM21 164H24L23 166L25 167V169H23V167H22V165ZM34 164V163H33ZM84 164V163H83ZM87 164V163H86ZM205 164V163H204ZM237 163H235V165H236ZM256 164V163H255ZM263 164H264V161H263ZM263 164H261V167L259 168V170L261 169V168H263L264 166H262ZM5 165V166H4ZM21 165V166H20ZM41 165V164H40ZM89 165V164H88ZM195 165V164H194ZM202 165V167L205 169V167L203 166V164H201ZM201 165H199V166H201ZM240 164H238V166H239ZM244 165V164H243ZM242 165V166H243ZM250 165V164H249ZM43 166V165H42ZM85 166V165H84ZM87 166V165H86ZM196 166H198V164L196 165ZM198 166V167H199ZM226 166V165H225ZM234 166V165H233ZM242 166H241V169H243L242 168ZM245 166H248L247 164L245 165ZM252 166V165H251ZM251 166H249V168L251 167ZM260 166V165H259ZM258 166V167H259ZM33 167H34V169H33ZM92 167V166H91ZM201 167V168H202ZM255 167V166H254ZM192 168L194 169V166H192ZM197 167H195V169H196ZM201 168H199V171L201 170ZM223 168H225L224 166H223ZM237 168V167H236ZM253 168V167H252ZM23 169V170H22ZM35 169H37L36 171H35ZM43 169V168H42ZM191 169V168H190ZM204 169H202V170H204ZM222 169V168H221ZM238 169H240V166H239V168ZM264 169V168H263ZM192 170V169H191ZM206 170V169H205ZM223 170V169H222ZM244 170H246V168L244 167ZM262 170V169H261ZM0 171V172H1ZM12 171V170H11ZM11 171H10V173H11ZM43 171V170H42ZM197 171V170H196ZM194 172V170H193V173H197V176H199L198 174L200 173L201 175H200V177L201 176H203V178H205V176H206V174H205V172L206 171H204V173H203V175H202V171L201 172ZM249 171V173H248V175H250V174H252V172L251 171H253V170H248ZM263 171V170H262ZM45 172V171H44ZM188 172H189V170H188ZM190 172H192V171H190ZM251 172V173H250ZM3 173V174H4ZM192 173V174H193ZM40 174V175H39ZM113 174V173H112ZM188 174H190V173H188ZM262 174H263V172H262ZM7 175V174H6ZM13 175V176H14ZM194 175V174H193ZM215 175V174H214ZM214 175H212V176H210V178H213V176ZM255 175V173L253 174V176ZM61 176V175H60ZM66 175H64V177H65ZM190 177H191V175H189ZM195 176V175H194ZM252 176V175H251ZM252 176V177H253ZM264 176V175H263ZM1 177V176H0ZM69 177V176H68ZM112 177L114 178V175H112ZM189 177V178H190ZM241 177H242V175H241ZM244 177H246V176H244ZM251 177V178H252ZM8 178V177H7ZM9 178H10V176H9ZM20 178H22V182H20L19 180H20ZM43 178V177H42ZM67 178V177H66ZM65 178V179H66ZM72 177L70 176V179H71ZM195 178H198V177H195ZM202 178V179H203ZM208 178V177H207ZM240 178V177H239ZM243 178V177H242ZM256 178V177H255ZM259 178H261V177H259ZM6 179V178H5ZM116 179H117V177H116ZM245 179V178H244ZM249 179V178H248ZM3 180V179H2ZM38 180V181H37ZM45 180V182L47 181L48 182V180L45 178L44 179ZM64 180V179H63ZM62 178L61 179H58V181H57V184L55 185V186H57V187H59L58 189H59V191H60V189H62V188H60V185H62ZM66 180H68V179H66ZM195 180V179H194ZM198 180H199V178H198ZM197 180V183L195 184V183H193V184H195V186L197 187L198 186V190L197 191H199L200 192V190H201V194H207L208 195V192H210V190L211 191H214L215 190V186H216V188H218L217 187V185H215V186H213L212 185V183L210 184V183H208V182H210L211 180H207V181H203L202 183H200L199 181H201V180H199L198 181ZM255 180V179H254ZM259 180H261V179H259ZM43 181V180H42ZM53 181V180H52ZM71 181H72V179H71ZM192 181V180H191ZM232 181V180H231ZM243 181V180H242ZM241 181V182H242ZM246 181V180H245ZM251 181V180H250ZM256 181V180H255ZM3 181H1V183H2ZM11 182V181H10ZM64 182L65 183H63V185L64 186H66V182L67 181H65L64 180ZM69 182V181H68ZM68 182H67V185H68ZM73 182V181H72ZM192 182H194V181H192ZM212 182H214V180H212ZM232 182H234V181H232ZM244 182V181H243ZM257 182H258V180H257ZM53 183L54 182H52V185H53ZM250 183V182H249ZM41 184V183H40ZM51 185V182L49 181V183H47L46 184V186H50ZM71 184H73V183H71ZM201 184H203L204 185V187L201 185ZM209 184H210V186H209ZM256 184V183H255ZM2 185V184H1ZM44 182H43V186L42 187H44ZM52 185L49 187L50 188V190H51V193H52V189H53V187H54V185H53V187H52ZM69 185H70V183H69ZM192 185V184H191ZM258 185V184H257ZM257 185H255V187L257 186ZM260 185V184H259ZM12 186V187H11ZM39 186V185H38ZM45 186V188L47 189L48 187H46ZM63 186V187H64ZM72 185H70V187H71ZM194 186V187H195ZM212 186H213V188H212ZM238 186V185H237ZM237 186H234L235 187V189H237L238 190V187ZM240 186V185H239ZM264 186V185H263ZM11 187V188H10ZM39 187H41V185L39 186ZM39 187H37V188H34V189H36V193H37V195H36V193H35V195L36 196H34V197H37V201H36V203L37 204H39V203H41L42 201H41V199H43L46 195H47V193H46V191L45 192H43V193H46V195L45 196H43L44 194H41V191H42V187L41 188H39ZM62 187V186H61ZM192 187V186H191ZM202 187H203V189H202ZM206 187H209L208 189H209V191H207L208 189L206 188ZM260 187H261V185H260ZM44 188V190H46ZM52 188V189H51ZM56 188V187H55ZM211 188V189H210ZM0 189H2V187H0ZM25 189V190H24ZM58 189H55V191L57 190L58 191ZM88 189H89V191H90V187H88ZM186 189V188H185ZM189 189V188H188ZM213 189V190H212ZM219 189V191L222 189H220V188H218ZM217 189V190H218ZM232 189H234V188H232ZM4 189H2V191H3ZM4 190V191H5ZM33 190V189H32ZM95 190V189H94ZM93 190V191H94ZM194 190V189H193ZM205 190V191H204ZM1 191V190H0ZM38 191V192H37ZM40 191V192H39ZM87 191V190H86ZM91 191H92V189H91ZM91 191L88 193L90 196L93 194V193H91ZM92 191V192H93ZM96 191V190H95ZM98 191V190H97ZM190 192H191V190H189ZM196 191V190H195ZM202 191H204V192H202ZM207 191V192H206ZM29 192V191H28ZM60 192H62V191H60ZM60 192H58V193H60ZM88 192V191H87ZM189 192V193H190ZM194 192V191H193ZM192 192V193H193ZM199 192H197V193H199ZM215 192H216V190H215ZM25 193V192H24ZM32 193H33V191H32ZM48 193H50V192H48ZM96 193V192H95ZM189 193H188V196H190L189 195ZM191 193V194H192ZM221 193H223V192H221ZM220 193V194H221ZM3 194V193H2ZM55 194V193H54ZM53 194V198H55V195ZM86 194V193H85ZM84 194V195H85ZM88 194H87V197H88ZM200 194V195H201ZM25 195V194H24ZM26 195H28V194H26ZM30 195V194H29ZM32 195V194H31ZM41 195V196H40ZM49 195H51V194H49ZM49 195L47 196V197H49ZM66 195V194H65ZM193 195V194H192ZM194 195L196 196V195H198V194H195V192H194ZM199 195V197H201ZM207 195H204V196H206V197H201V199L202 200H199V202L200 201H202V202H204L203 200H204V198H207ZM64 196V195H63ZM93 196H95V195H93ZM215 196V195H214ZM217 196V195H216ZM219 196V195H218ZM223 197V195L221 194L220 195V197ZM257 197L259 196V195H256ZM26 197V196H25ZM28 197H31V196H27V198ZM40 198V200H39V198ZM46 197V198H47ZM57 197V196H56ZM65 197V196H64ZM64 197H62V198H64ZM86 197V196H85ZM92 197V196H91ZM91 197H88V198H90V200L91 201H95V200H92L93 199V197L91 198ZM198 197V196H197ZM198 197V198H199ZM209 197V196H208ZM212 197V196H211ZM262 197V196H261ZM264 197V196H263ZM45 198V199H46ZM49 198H51V197H49ZM48 198V199H49ZM60 198V196H58V198L57 199H59ZM84 198V197H83ZM194 199H195V197H193ZM214 198V197H213ZM219 198V197H218ZM25 199V198H24ZM31 199V198H30ZM33 199L34 198H32V201H33ZM190 199H191V197H190ZM215 199V198H214ZM264 199V198H263ZM22 200H23V198H22ZM28 200H29V198H28ZM61 201H62V199H60ZM67 200V199H66ZM84 201H85V203L87 204L88 202H87V200L89 201V199H83ZM196 200V199H195ZM216 200V199H215ZM222 200H223V198H222ZM222 200H219L220 202H219V204L221 203V201ZM256 200V199H255ZM261 200V199H260ZM1 201V200H0ZM24 201V200H23ZM22 201V202H23ZM30 201V200H29ZM38 201H39V203H38ZM41 201V202H40ZM45 201V200H44ZM46 201H47V199H46ZM45 201V202H46ZM50 201H51V199H50ZM49 201V202H50ZM52 201H53V199H52ZM51 201V202H52ZM54 201H55V199H54ZM53 201V202H54ZM57 201V200H56ZM59 201V200H58ZM57 201V202H58ZM89 202L90 204H88V205H90V206H93L92 204L94 203V202ZM96 201H97V199H96ZM259 201V200H258ZM21 202V200H20V203H22ZM60 202V201H59ZM64 202H65V200H64ZM216 202V201H215ZM25 203H28V201L27 202H25ZM30 203H33V202H30ZM44 202H42L41 204H42V206H44L45 204H47L48 205V203H45V204H43ZM61 203V202H60ZM144 203H146V202H144ZM3 204V203H2ZM17 204H19V203H17ZM36 204V205H37ZM40 204V205H41ZM52 204V203H51ZM57 205H58V203H56ZM204 203H200V206L202 207H200V206H198L197 205V207H198V209H199V207L202 209V211H201V214H200V217H199V213H196V214H193V213H195V211H193V209L195 208L194 206V208L191 210V211H193V213H191V215L193 216V215H195V216H197V217H199V219L201 218V215H202V219L201 220H204V222L206 221V223L208 224V225H211V224H213L212 223V221H213V219H215V216H216V219H215V221L217 220V221H219L216 225H215V227H214V231H217L219 234H222V235H224V236H228L229 235V233H230V231H234V232H236V231H238L239 229H240V226L241 225H239V223L242 221V219L241 218H239L240 217V214L238 215V213H232V214H230V213H226V211H225V213H224V211H222L221 212V209H219L220 210V212L221 213H223V216H221V217H219V215L217 216L216 215V213L218 212L217 210V212L215 211V214H213L214 212H212V211H214L213 209H215V207L212 209L211 207H205V209L203 208V206L205 205H203ZM216 204H218V203H216ZM4 205H5V203H4ZM6 205H8V204H6ZM26 205V204H25ZM32 205H34V204H32ZM39 205V207H40V209H39V207H37V209H39V211L41 210V207L42 206H40ZM47 205H45V207L47 206ZM63 205H64V203H63ZM62 205V206H63ZM146 206H148L147 204H145ZM22 207H19V209L20 208H23V205H21ZM30 206H31V204H30ZM35 206V205H34ZM52 206V205H51ZM83 206H85L84 204H83ZM219 206V205H218ZM2 207H4V206H2ZM33 207V206H32ZM61 207V206H60ZM59 207V208H60ZM64 207V206H63ZM222 207V206H221ZM9 208V207H8ZM15 208H16V205H15ZM25 208V207H24ZM26 208H27V206H26ZM29 208V207H28ZM31 208V207H30ZM78 208H79V206H78ZM77 208V209H78ZM43 209V208H42ZM46 209H47V207H46ZM61 209V208H60ZM63 209V208H62ZM74 209H76V208H74ZM83 209V208H82ZM210 209V210H209ZM10 210V209H9ZM12 211H13V209H11ZM15 210V209H14ZM24 210H26V209H24ZM49 210V209H48ZM65 210V209H64ZM195 210V209H194ZM222 210H223V208H222ZM20 211H21V209H20ZM19 211V212H20ZM75 211H77V210H75ZM80 211V210H79ZM78 211V212H79ZM83 211V210H82ZM197 211H199V210H197ZM196 211V212H197ZM6 212V211H5ZM14 212V211H13ZM13 212H12V215H13ZM18 212V213H19ZM24 212H26V211H24ZM23 212V213H24ZM31 212V211H30ZM42 212V211H41ZM62 212V214L61 215H63L64 213H63V211H61ZM3 213H4V211H3ZM2 213V214H3ZM6 213H8V212H6ZM16 212H14V214H15ZM22 213V212H21ZM43 213L44 214H46L45 216H47V217H49L47 214H49V213H47V212H42L41 213V215H43ZM71 213V212H70ZM203 213V214H202ZM1 214V213H0ZM1 214V215H2ZM11 214V213H10ZM9 213H8V217L10 218V215ZM40 214V213H39ZM69 214V213H68ZM73 214H76L75 212L73 213ZM12 215H11V217H12ZM19 216H20V214H18ZM18 215H13V216H18ZM24 215V214H23ZM67 215V214H66ZM66 215L64 216V217H66ZM225 215H228V216H225ZM52 216H54V215H52ZM191 216V217H192ZM230 216V217H229ZM238 216V217H237ZM0 217H2L3 218V215L2 216H0ZM5 217V216H4ZM7 217V216H6ZM217 217H219V218H217ZM14 218V217H13ZM18 218V220H19V217H17ZM17 218H15V219H17ZM25 218V217H24ZM28 218V217H27ZM34 218V217H33ZM33 218H32V220H33ZM61 218H62V216H61ZM67 218V217H66ZM69 218H70V216H69ZM221 218V219H220ZM238 218H239V220L241 219V221L239 222V220H238ZM5 219V218H4ZM11 219V218H10ZM9 219V220H10ZM14 219V220H15ZM53 219H54V217H53ZM56 219V218H55ZM220 219V220H219ZM7 220V219H6ZM8 220V223L10 222ZM51 222H53V224L50 226V232H48L49 234H48V236L45 234V233H43L44 235H40L39 236V234H38V232H36V231H34V230H32V231H34L35 233V235H31L32 237L33 236H35L34 238L35 239H38V241L36 240V241H34V238H32V240H31V238H25L24 239V237H27L26 235L25 236H23V239L22 240H27V241H25V242H27L28 243V245H27V247H28V254H27V256L29 257V258H34L38 263L37 264H47L51 259H50V256H51V254H52V252L54 253V251H55V249H60L61 247H63L62 245L59 247V245L60 244H62V243H60V236L63 234L64 235V233L65 232H69L68 231V228H70V225H71V223H69L68 224V222H67V219H60V217H59V221L57 220H53L52 221V217H51ZM212 220V221H211ZM243 220H245V219H243ZM13 221V220H12ZM56 221V222H55ZM63 221V222H62ZM65 221V222H64ZM246 221V220H245ZM14 222V221H13ZM29 222H31V221H29ZM57 222H58V224H57ZM70 222V221H69ZM244 222V221H243ZM243 222H241V223H243ZM15 223L16 222H14V225H13V223L11 224V225H8L7 224V226H6V228L5 229H3V235H2V233H1V235L2 236H0V253H5V251H3V250H6V248H7V245H8V243H10L11 242V240H13V241H15V242H11L12 243V245L15 243L16 245H14V246H16L17 248H18V246H17V239H19V241H20V235L22 234V232H23V229H25V228H21V226H20V224H16L15 225ZM32 223V222H31ZM33 223H34V221H33ZM24 225V224H23ZM26 225V224H25ZM24 225V226H25ZM28 225V224H27ZM242 225H244V224H242ZM19 226V227H18ZM31 225H29L28 227H30ZM212 226H214V225H212ZM31 227H33V225L31 226ZM241 228L243 229V228H245L246 229V224H245V227L244 226H241ZM27 229H29V228H27ZM27 229L25 230V231H27ZM34 229V228H33ZM253 229V228H252ZM252 229L251 230H247V231H251V232H248V234H247V236H248V239L246 240V242L248 243V242H251V243H255L254 245L256 246V247H260V245L258 244V240H260L259 239V235H258V231L255 229L254 231H252ZM22 230V231H21ZM243 231H245L244 229H243ZM247 231H245V232H247ZM28 233H30L31 231H27ZM20 233V235H18ZM25 233V232H24ZM38 235H37V234ZM66 233V235H65V237L68 235ZM70 233H71V231H70ZM139 233L141 234L142 233V231H139ZM18 236H17V235ZM26 234V233H25ZM41 234V233H40ZM73 234V233H72ZM75 234V235H74ZM72 236H76L77 234L76 233H74ZM124 235H127V234H124ZM132 237H134L135 235L133 234V232H132ZM246 235V234H245ZM15 236H17V237H15ZM20 236V237H19ZM30 236V235H29ZM30 236V237H31ZM44 236V237H43ZM128 236H129V234H128ZM19 237V238H18ZM37 237V238H36ZM70 237V236H69ZM22 238V237H21ZM62 239H64V241L66 240L65 238H63V236L61 237ZM126 238V237H125ZM60 239V240H59ZM21 240V241H22ZM133 240H135V237L133 238ZM10 241V242H9ZM20 241V242H21ZM33 241H34V244H33ZM57 241H58V243H57ZM67 241V240H66ZM80 242H81V244L84 246V248L91 254V253H93L92 255H94V253L96 252V250L95 249H93V247L95 246L94 244H93V238L92 237H90V236H88V233L87 232H85L83 235H82V239L81 240H79ZM63 242V241H62ZM11 243L9 244V245H11ZM37 243H38V245H37ZM65 243V242H64ZM21 244H23V241H22V243ZM72 244V243H71ZM12 245H11V247H12ZM18 245H20V244H18ZM33 245V246H32ZM25 246V245H24ZM31 246V247H30ZM36 246V247H35ZM11 247H8V250H6V251H9L10 249L9 248H11ZM16 247H14V252H15V249H16ZM33 247V248H32ZM123 248L125 247V246H122ZM27 249V248H26ZM26 249H25V251H26ZM199 249H204V250H207V252L206 253H208L209 255L208 256H210V253H211V251H212V249H213V247H212V242H210V241H207V242H205V243H203L201 246H200V248ZM11 250L13 251V248H11ZM57 250V251H58ZM62 250V249H61ZM12 251H10V253H12ZM100 252H103L104 251V248H101L100 250H99ZM131 253H129V254H124L123 256H122V261L121 262H123V264H125V262L127 263V262H131V261H135V262H137V263H139V262H141V260H142V256H141V253H140V251L138 250V245L136 246V248H133V249H131ZM14 252H13V254H14ZM27 252H25V254L27 253ZM59 252V251H58ZM61 252V251H60ZM23 254H24V252H22ZM125 253H126V251H125ZM197 253V252H196ZM22 254V255H23ZM59 255H61V253H58ZM77 254H78V249H77V252L75 253V255H74V259H76L77 258ZM17 255V254H16ZM166 255V254H165ZM20 256V255H19ZM95 256V255H94ZM21 258H23V256H20ZM25 257V256H24ZM90 258L89 259H91V256H89ZM94 258V257H93ZM55 262V261H54ZM89 262H91L90 260H89ZM120 262V263H121ZM70 264V261H63L62 260V262H55V264ZM226 264H227V262H225ZM122 264V263H121ZM209 264H217V262L212 258L211 259V261L209 262Z\"/></svg>",
    "mask_w": 264,
    "mask_h": 264
}]
</instances>
